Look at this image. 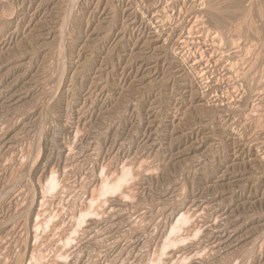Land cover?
<instances>
[{
  "label": "bare ground",
  "instance_id": "obj_1",
  "mask_svg": "<svg viewBox=\"0 0 264 264\" xmlns=\"http://www.w3.org/2000/svg\"><path fill=\"white\" fill-rule=\"evenodd\" d=\"M14 1V0H13ZM12 1V2H13ZM24 1V0H23ZM35 0H33V2H34ZM101 1V0H100ZM99 1V2H100ZM103 1V0H102ZM110 1H115V0H110ZM109 1V2H110ZM123 1H129V2H123ZM171 1V2H170ZM183 1H185V0H183ZM191 2V4L193 3V4H196L197 2H198V4H196V5H193L192 6V9H190L189 8V11H188V9H187V11H188V13L190 12V14H188V15H194L195 16V19H194V21H193V23L192 22H190V21H184L183 23H182V30H187L185 33H186V35H185V33L184 34H178L177 36H176V45H178V43H179V45H185V44H187L188 42H189V40L193 43V45L194 44H196V45H198V43L200 42L201 43V37L203 36V32H206V33H208V35L211 37V43H212V45L214 46L213 47V49L215 48V47H218L220 44H222L223 45V43H221V42H223V41H226V43H227V48H228V50H230L231 52H230V54L227 56L228 58L226 59V60H228V62H227V64H226V69H225V71H227V76H229V77H231L232 75L231 74H237V76L239 77V79L241 80V82L244 84V86H245V88H246V90H247V95L245 96L244 95V97L242 98V96H240L239 98H242L241 100L237 97V96H235V95H232L231 93H233V92H231V93H229L228 94V97H223V95H219V94H217V91H215L214 90V88L211 86V83H210V80H209V82H208V78H209V76H208V71H207V69H210V67H202V61H205V60H202L201 61V59H197V60H195V62L194 63H191V65H188L187 63H186V61H184V60H180V59H177V58H173L172 57V59H175V61L174 60H171V61H173V63L176 65L175 67H176V69H177V71L180 73V74H177L178 75V77L176 78V76L174 75V74H171L172 76L174 75L175 76V80H173L174 82L173 83H171V84H173V85H171V84H169L170 82L169 81H165V79H164V77L166 76H164V77H162V74H160L159 73V70H158V63H161V59L159 60L158 59V57L157 58H154V59H152L153 57H154V55L152 54L153 52L155 53V52H157V53H160V55H161V51L160 50H162L164 47L162 46V45H160V46H158L157 44H158V36H157V33L159 32V31H157L158 29L157 28H159V26L158 27H155L154 28V26H153V28H154V32H149V34H147V39H145V38H143V42L140 44V45H137L138 47H137V51L135 52V54L134 55H136V57L134 58V57H132V61H130L129 62V60L128 61H125V59H124V61H125V65L124 66H122V68L120 69L121 71L120 72H122L128 79H129V85L128 86H126V92H127V90L130 92V91H132V92H136V93H141V91L142 90H144V89H152V91H153V94L154 95H152V93H151V95L153 96V99H151V101L153 100V102L149 105V107H147L146 109L144 108V110L143 109H141L142 108V104H143V102H142V99H143V96H142V99L139 97V98H136L137 100V104H139V105H137V106H129L130 105V103H128L129 105L127 106L128 108H129V110H131V112L136 116V119L134 120V122H133V128H131V127H128L129 128V131L131 130V129H134V130H136V131H143V133H142V138H141V146H142V148L144 149V151L146 152V153H149V152H154L153 153V155L154 154H156L157 152L159 153V150L161 149V148H163V147H166L168 150H169V152H170V158H173L172 159V161H171V163L172 164H174V165H172L173 166V168L175 167V169H176V167L177 166H175V164H177V163H179V162H181V161H183V162H186V161H184V160H187L189 157H188V155H190V157L193 155V153H195V152H201V153H198V154H201L203 157H206V158H209V156L211 157V155H212V157H213V154L215 155V148H220V149H222V150H225L226 149V151L228 150V148H229V152H231V153H227L225 156H221V158H218L217 159V157L215 156V158L217 159V160H215V158H212L213 160L211 161V162H206L205 161V159L203 160V161H201L199 158L200 157H202L201 155H200V157H199V155H197V157H199L198 159L201 161V162H198L197 163V157H196V155L194 154L191 158L192 159H194L193 157L195 156V160H196V164H194L195 163V160H194V166L192 167V168H190L191 170H192V176H193V178H195L196 180H195V183H196V181H198L199 183H197V184H200V187L202 188L203 186H204V190H206V191H208L207 193H211V192H214L213 193V197L211 198L210 197V199H206L205 197H203L202 196V192H198L197 194L195 193V195L194 196H190V198L188 199V201H187V199H186V201H184V202H180L181 201V199H180V203L178 202V203H176L177 202V198H179V196H181V195H179L180 193H181V191L183 190V189H181V191H179L180 190V186L181 185H184V184H181V185H174V187H172V192H170V193H172L171 195H170V197H175L176 196V193H178V191L180 192V193H178L177 195H178V197L177 198H175V200H176V202L175 201H170L172 204H173V206L171 205V203L170 202H168L169 203V206L171 205L172 207L168 210V208H169V206L167 205L166 206V208H160L161 209V215H165V221H164V223L162 224V226H160V225H155V226H153V224L151 225V228L149 227V228H147L146 226V228L147 229H142L143 227H140V228H138L137 227V225H135L133 222L134 221H132V219H134V218H132L131 219V217L129 216V214H126L128 211H134L136 208V206L134 205V203H133V205H134V208H133V210L131 209L130 210V208H129V206L131 207V205H129L128 203H127V201L128 200H130L129 198H134V200L135 201H137V199H135V194H134V192H137L138 190H136L135 191V184H133L132 185V187L131 186H129V185H127V186H129V187H127L126 186V184H128V181L130 180H132L134 177H140V176H142V178H144V179H146V181L145 182H149L150 180H151V176H146L145 177V175L142 173V171L141 172H139V167H141V169H144V168H142L143 167V164H145V165H147V164H149L150 163V165H151V161L152 162H154L156 159L153 157V156H151V158H154L155 160L153 161L152 159H151V161L148 159V161H149V163H145L146 161V156H148V154L146 155V156H142L143 155V153H141V154H137L136 153V151H134V153H133V155L134 156H132L131 158H130V161H125V162H122V164H121V166L120 167H118L117 165H115V166H117V167H113L114 166V164L112 165V168H114V169H110L109 167H110V165L108 166L107 164H105V166L103 167L102 166V168H104L105 169V172L103 171L104 169H102V171H101V175L100 174H98L97 176H95V175H93V176H95L94 178H93V180H92V178H91V180H92V182H90L91 184H89L90 186L88 187V186H86V189H85V187H83L84 189V193L83 194H81L80 196H82L83 195V197H82V200H83V202L82 201H79L78 199V201L79 202H81L82 204H80V205H78L79 206V208H78V210L75 212V209H74V211L73 210H71V211H73L71 214L69 213V216H70V220L72 219L73 220V224L74 225H72V226H70L71 224H69V222H68V224H69V226L70 227H72V228H70V227H68V228H64V223H67L66 222V220L68 219V218H63L64 220H62V217L60 218V207H57V209H59V211L55 208L56 207V202H58V201H61V200H59V198L61 197V195H62V193L60 194V193H57V192H55L56 194H59L60 195V197H56V195L54 194V196H52V193L51 192H53V191H56L57 189L59 190V191H63V189H65L64 187H66V186H64L63 184H65V183H63V179H65V174H63V171L65 170V168L66 167H64L63 165H62V167H64V168H61V166H58V167H54V164L56 163H54L53 164V166H52V157L51 156H53V154H51L50 155V157L51 158H47V160H45L44 162V170H40L41 172H42V174H40L39 175V179L36 181V183H35V186H34V192L32 193V197H31V199L29 200L30 202H29V204L27 205L28 207H26V209H24V210H18L16 207V205H17V203H18V201H15V199L13 198V203H12V206L11 207H13V208H15L14 210H13V214H11V213H9V214H11V217L12 218H10V219H14L15 220V222H11L12 220H0V240H4V237H6V239H7V237H9L10 235L12 236V234L14 235V231H15V229L17 230L18 229V231H19V228H17V226L18 227H20L21 226V228H24V230H25V233H23V234H25V236H24V238H22V240H23V242L21 243V244H19V241H18V239H17V241H18V244H17V246H16V240H15V242H13L14 244H15V249H17L18 247L20 248V247H22L21 249H23V251L24 252H22L23 253V255H21L20 257H19V255H18V258L15 260L14 259V261H12V263L11 262H9V258H8V256L6 255V256H4V254H6L5 252L7 251V253H9L8 252V250H9V248L11 247H8V246H3V247H7V249H6V251L4 252V254L2 255V256H4V257H7L8 258V260H6V261H8V263H10V264H25L26 262H33V261H39V259H43V254H44V252L40 249V247L41 246H43L44 247V245H48V246H46V247H51L52 245H54L53 244V240H56L55 238H54V235L57 233V238H58V241L59 242H62V246H63V248H61V250L59 251V252H55V254H53L54 252L53 251H55V249H57V251H58V248H56V246H54V247H52V248H55L54 250H52V254H53V257L54 258H52V255L50 256V258L49 259H52V262L51 261H48V260H46V262H50L51 264H67V262L65 263L64 261H62V260H64V259H67L68 257H69V255H70V257L72 258V261L71 262H69L68 264H84V261H83V256H82V258L78 255L79 254V252L78 253H76L75 252V254L74 253H72V249L74 248L71 244H72V242H75V243H78L77 242V238H79V236H77V238L75 239V237H76V235H81L82 236V238H79V243L81 242L80 240H82V244H83V246L82 247H85V248H89V249H93V251L95 250V253L93 254L94 255V257H97V255L96 254H98L99 255V250H101L102 249V245H100V244H103L104 242H106V245L108 246L109 244H107V241H111V243H110V245H109V248H110V250L112 251V252H114V256L116 255L117 256V259L118 258H123V251L124 250H126V247H125V249L123 250V244H124V241H123V243H121V242H119V240H121L122 238H120V239H118V238H115L116 236V233H118V230L119 229H121V228H123V229H121V231L122 230H124L123 232L124 233H126V235L128 234V237L129 238H131V244L128 246V245H126V246H128V248H130V250H131V252L133 253V254H130L131 255V257H132V255H133V260H135L136 261V264H159L161 261H163V260H161L162 258L164 259V257L163 256H161L162 254H163V251H165V250H167L168 248H170L171 247V249H168V251L167 252H164V255H165V259H164V261L163 262H161V263H163V264H175L176 262L178 263L179 261H184V260H186V259H188V260H190V261H187V262H189L190 264H201L199 261H198V259L200 258L202 261L204 260V259H202L200 256L202 255V254H205V253H213V254H216V255H220V258H226V259H224V260H222L221 259V263H223L222 261H224V264H225V261L227 262V264H264V251H263V248H264V214L262 213V212H264L263 210V208H264V3L262 4L261 2H259L258 0H187V2ZM8 2H9V0H0V62H1V64L3 63L4 65H2V66H0V107H1V105H3V104H7V105H5V106H9L10 107V110L12 109L14 112H12V110H11V113L10 114H12L13 113V116H15L16 118H18V116H16L18 113L17 112H15V110L17 111L20 107H22L23 105H26L27 103H31V101L32 100H34V98H35V96H36V94L38 93H35V90H37V88H39V86H40V76H39V74L37 73V72H35L33 69H32V67L29 65V62H30V59L28 58V60L26 61V58H21V56H19V55H22V54H16V56H19V58H17V57H14V54H13V50L11 51V48L9 47V44L11 43L10 41H9V44L8 43H6V40H7V38L6 37H9V36H13V35H16V37H17V35L19 34V31H18V27H17V25H16V23H15V25H14V22L13 21H11V20H9V19H7V17H5L4 16V14L2 15V10H3V7L7 4V7H6V10H7V8L9 9V7H8V5L10 6L11 4H14V2L13 3H10L11 2V0H10V4H8ZM16 2V1H15ZM18 2V1H17ZM25 2V1H24ZM81 2H83V0H36V2L34 3V6H35V8H34V10H33V12L32 13H30L29 15H27L28 17H29V19H28V21L26 22L27 23V33H28V35L25 37L24 36V38H25V40H26V38L27 37H29V39L28 40H30V38H31V41H32V37H34L35 39L38 37V39L40 40L41 39V36L44 38L43 39V41L44 42H40L41 44L42 43H44L45 45H48V48L50 47V45H55L56 47H57V49H56V51H55V54H57L56 56H58L57 58L58 59H63V57L61 56L63 53H62V50H63V43H64V35H66L65 34V30H66V26L69 24V23H72L73 24V29L75 28V30H76V34H78L79 32L80 33H84V35H83V37H81V38H79L80 40L78 41V44H80V43H83L82 45H81V48H83V49H85V51L86 52H88L89 54H86V56L84 57L83 55V62H81L80 64H79V66H77V67H81L82 68V71H84V72H86L87 70H88V68H89V71H90V69L91 68H93V67H91L92 65H91V63H92V61H93V56L94 55H96V58H98L97 56V54H99V56L100 55H102L101 56V58H100V60H99V65L96 67V68H93L92 70V73L93 74H97V75H95V77L97 76L98 77V75H102V74H104V72H106V74H107V71L110 69H107V71H106V65H107V61L109 60V55H110V51H108V50H106L105 52H103V47L105 46V45H107V43L109 42V40H113V37H114V35H116L115 33L112 35L111 33H112V30L113 29H115V27H114V25L116 26V25H119V24H115V17L117 18V16H118V14H116V12H118V11H115L114 10V8H110V10H111V12L110 13H108L107 15H109L110 14V16H112V17H109V19H107L108 17L107 16H104V18H103V20L105 21L106 19L108 20L107 22V24H108V26H107V31L106 30H104V33H102V29H99L98 27H96V26H94L93 25V23H95V22H92V24H91V21H89V22H87L88 20H85V29L84 30H82L81 28H82V23H81V21H83L84 19V17L83 16H81L80 15V12H77V11H79V10H77L76 11V9H77V7L79 6V5H83V6H81V7H83V10L85 11V9H87L88 8V6H90L89 4H91V2L89 3V4H87L86 2L87 1H84L83 3H81ZM88 2H89V0H88ZM98 2V4L96 3L95 4V6H94V8H93V11L96 13L97 12V9H99L98 7H101V6H98V5H101L102 3H99ZM106 2V1H105ZM117 2H120V3H123L124 4V6H123V8H124V10H126V11H128L129 12V16H130V18H128V20H131L130 22H132V24H136V23H139V18H138V15H151V16H153V15H164L165 14V11L166 10H164V12H163V10H161V7H160V4H161V2H168V3H171V4H173V6L172 7H174V4H178V2H180V1H178V0H118ZM186 2V1H185ZM245 2H247L248 4H247V6L245 5ZM263 2V1H262ZM23 3V2H22ZM85 3L87 4V5H85ZM16 4V3H15ZM14 4V5H15ZM21 4V3H20ZM24 4V3H23ZM113 4H114V2H113ZM113 4H112V7H114L113 6ZM118 4V3H117ZM187 4V3H186ZM13 5V6H14ZM16 5H18V4H16ZM15 5V6H16ZM31 5H33V4H31ZM110 5H111V2H110ZM110 5H109V7H110ZM119 5V4H118ZM117 5V6H118ZM164 5V4H163ZM183 5H184V2H183ZM12 6V5H11ZM10 6V8L12 9L13 8V6L11 7ZM18 6H20V5H18ZM28 6H30V5H28ZM77 6V7H76ZM106 6V5H105ZM104 6V7H105ZM186 6V5H185ZM189 6V5H188ZM80 7V6H79ZM80 7V8H81ZM104 7H103V9H104ZM107 7H108V5H107ZM116 7V6H115ZM119 7V6H118ZM117 7V8H118ZM167 7H168V5H167ZM176 7H177V5H176ZM175 7V8H176ZM191 7V6H190ZM15 8V7H14ZM13 8V9H14ZM20 8V7H19ZM29 8V7H28ZM28 8H27V11H28ZM116 8V9H117ZM180 8V7H179ZM184 8V7H183ZM187 8V7H186ZM11 9H9V10H11ZM13 9H12V11H13ZM17 9V8H16ZM22 9H23V7H22ZM79 9V8H78ZM101 10V11H99V13L100 14H102V13H105V11L104 10ZM119 9V8H118ZM162 9H163V6H162ZM170 9H171V7H170ZM177 9V8H176ZM181 9V11H182V8H180ZM106 10V9H105ZM169 10V9H168ZM4 11H5V9H4ZM12 11H9L10 13H12ZM14 11H16V10H14ZM43 11H46V12H44L43 13ZM81 11V10H80ZM88 11V10H87ZM87 11H85V12H87ZM180 11V10H179ZM9 12H8V15H9ZM25 12V11H24ZM83 12V11H82ZM81 12V13H82ZM92 11L90 10V13H91ZM128 12H127V14H128ZM172 12H173V8H172ZM176 12H177V10H176ZM176 12H174V13H176ZM186 12V11H185ZM13 13H15V12H13ZM16 13H17V11H16ZM19 13V12H18ZM43 13V14H42ZM107 13V12H106ZM123 13V12H122ZM124 13H125V11H124ZM124 13H123V15H124ZM164 13V14H163ZM173 13V14H174ZM181 13V12H180ZM28 14V13H27ZM169 14V13H168ZM172 14V15H173ZM177 14V13H176ZM44 16L43 17V19H42V17L40 18H38V16ZM92 15H94V14H92ZM91 14H90V17L92 16ZM97 15V14H96ZM104 15V14H103ZM102 15V16H103ZM116 15V16H115ZM120 15V14H119ZM122 15V16H123ZM170 15V14H169ZM175 15V14H174ZM185 15H187V14H185ZM184 15V16H185ZM10 16V15H9ZM8 16V17H9ZM15 16V15H14ZM100 16V15H99ZM179 16V15H178ZM182 16V15H181ZM11 17H12V15H11ZM24 17H26V15L24 16ZM83 17V18H82ZM89 17V16H88ZM87 17V18H88ZM96 17V16H95ZM119 17V16H118ZM124 17V16H123ZM141 17V16H140ZM158 17V16H157ZM162 17H166L165 15L164 16H162ZM161 17V18H162ZM185 17H187V16H185ZM10 18V17H9ZM17 18V17H16ZM19 18V17H18ZM94 18V17H93ZM100 18V17H99ZM180 18V17H179ZM184 18V17H183ZM25 19V18H24ZM23 19V20H24ZM42 19V20H41ZM121 19V18H120ZM119 19V20H120ZM142 19V18H141ZM159 19V18H158ZM168 19H169V17H168ZM178 19V18H177ZM182 19V18H181ZM203 19H205V21H203ZM19 20H20V18H19ZM26 20V19H25ZM90 20V19H89ZM93 20V19H92ZM94 20H96V19H94ZM118 20V19H117ZM125 20V19H124ZM123 20V21H124ZM127 20V21H128ZM162 20H163V18H162ZM170 20V19H169ZM179 20V19H178ZM184 20V19H183ZM189 20V19H188ZM15 21V20H14ZM103 21V22H104ZM122 21V22H123ZM144 21V20H143ZM151 21V20H150ZM153 21H154V19H153ZM164 21H165V19H164ZM164 21H162V22H164ZM46 22H48V23H50L51 25H52V27L50 26H48V28L46 27ZM87 22V23H86ZM102 22V23H103ZM158 23H159V21H157ZM166 22H168V21H166ZM165 22V23H166ZM179 22H181V21H179ZM208 24V26L210 27V28H206V27H204V25L203 24ZM48 23H47V25H48ZM90 23V24H89ZM101 23V24H102ZM106 23V22H105ZM120 23V22H119ZM141 24H143L142 23V21L140 22ZM170 23V22H169ZM99 24V23H98ZM128 24V23H127ZM146 24V23H145ZM153 24H154V22H153ZM152 24V25H153ZM176 24H178V22L176 23ZM20 24L18 23V26H19ZM21 25H22V23H21ZM126 25V24H125ZM130 25V24H129ZM129 25H127V26H129ZM151 25V26H152ZM157 25V24H156ZM155 25V26H156ZM160 25V24H159ZM69 26V25H68ZM98 26H100V25H98ZM131 26V25H130ZM134 26V25H133ZM138 26V25H137ZM139 26H141V25H139ZM149 26V25H148ZM165 26V25H164ZM180 26V25H179ZM178 26V27H179ZM20 27H22V26H20ZM24 27V26H23ZM45 27L47 28V29H45ZM104 27V26H103ZM123 27H125L126 28V26H124V23H123ZM144 27H146V26H144ZM161 27V26H160ZM174 27H176V29H179V28H177V25H175ZM50 28V29H49ZM69 28V27H68ZM100 28H101V26H100ZM119 28V27H118ZM121 28H122V26H121ZM141 28H142V26H141ZM168 28V27H167ZM181 28V27H180ZM72 29V28H71ZM105 29V28H104ZM129 29V28H128ZM127 29V30H128ZM131 29V28H130ZM138 29V28H137ZM160 29V28H159ZM165 29V28H164ZM173 29V28H172ZM74 30V31H75ZM122 30H124V29H122ZM122 30H120V31H122ZM142 30V29H141ZM145 30V29H144ZM143 30V31H144ZM148 30H150V29H148ZM166 30V29H165ZM175 30V29H174ZM173 30V31H174ZM181 30V29H180ZM21 31V30H20ZM24 31V30H23ZM71 31H73V30H71ZM73 31V32H74ZM114 31V30H113ZM116 31V30H115ZM119 31V30H118ZM126 31V30H125ZM133 31V30H132ZM142 31V32H143ZM164 31V30H163ZM70 31H68V33H69ZM78 32V33H77ZM123 32V31H122ZM128 32H130L129 30H128ZM141 32V31H140ZM145 32V31H144ZM143 32V33H144ZM175 32H176V30H175ZM183 32V31H182ZM26 33V34H27ZM72 32H70V34H71ZM79 33V34H80ZM85 33L87 34L86 36H85ZM117 33V32H116ZM121 33V32H120ZM132 34H133V32H131ZM143 33H142V35H143ZM161 33V32H160ZM159 33V34H160ZM163 33V32H162ZM165 33V32H164ZM23 34V33H22ZM21 34V35H22ZM39 34V35H38ZM75 34V33H74ZM78 34V36H80ZM124 34H125V32H124ZM123 34V35H124ZM202 34V36H200ZM72 35V34H71ZM70 35V36H71ZM112 35V36H111ZM119 35V34H118ZM117 35V36H118ZM126 35V34H125ZM125 35H124V37H125ZM134 35V34H133ZM167 35V34H166ZM207 35V34H206ZM19 36V35H18ZM39 36H40V38H39ZM73 37H74V35H72ZM76 36V35H75ZM85 36V37H84ZM116 36V37H117ZM121 36H122V34H121ZM129 36H130V34H129ZM144 36V35H143ZM143 36H140L139 38H141V37H143ZM87 37V38H86ZM119 37H120V35H119ZM124 37H122V38H124ZM132 37V36H131ZM146 37V36H145ZM206 37V36H205ZM12 37H10V39H11ZM21 38V37H20ZM23 38V39H24ZM66 38V37H65ZM86 38V39H85ZM122 38L120 37V38H115L114 40H115V43H114V47L115 48H119V50L120 49H123L122 51H124L125 50V46H127V44L126 45H124V42H122L123 40H122ZM130 38V37H129ZM135 38V37H134ZM139 38H138V40H139ZM161 38H162V34H161ZM169 38V37H168ZM17 38H15V40H16ZM22 39V38H21ZM69 39H70V37H69ZM73 40L72 41H75L74 40V38H72ZM78 39V38H77ZM136 39V38H135ZM166 39V38H165ZM165 39H163L164 41V43H165ZM207 38H205V40H206ZM209 39V38H208ZM242 39L244 40V42L242 41ZM15 40H12V41H15ZM25 40H23L22 42H24ZM126 40V39H125ZM133 40V39H132ZM137 40V39H136ZM135 40V41H136ZM167 40V39H166ZM170 40V39H169ZM168 40V41H169ZM34 41V40H33ZM42 41V40H41ZM67 41H68V39H67ZM71 41V40H70ZM69 41V42H70ZM129 41V40H128ZM134 41V40H133ZM167 41V42H168ZM8 42V41H7ZM15 42H19V41H15ZM22 42H21V44H22ZM68 42V43H69ZM92 43L91 45H89L88 43ZM137 42V41H136ZM135 42V44H137ZM173 42V41H172ZM17 43H15V44H17ZM27 43H28V41H27ZM32 43V42H31ZM35 43V42H34ZM66 43V42H65ZM67 43V44H68ZM71 43V42H70ZM73 43V42H72ZM72 43H71V45H72ZM76 43H77V41H76ZM86 43V44H85ZM170 43H171V41H170ZM12 44V43H11ZM24 44H26V43H24ZM38 44V43H37ZM44 44H43V46H44ZM130 44H132V41H131V43ZM161 44V43H160ZM167 44V43H166ZM165 44V46H167ZM189 44H190V42H189ZM188 44V45H189ZM204 44H206V42L204 43ZM203 44V45H204ZM257 44H259V46L257 47L256 45ZM18 45H19V43H18ZM28 45V44H27ZM27 45H24L25 47L27 46ZM30 45V44H29ZM28 45V46H29ZM133 45V44H132ZM131 45V46H132ZM173 45V44H172ZM202 45V44H201ZM207 45V44H206ZM209 45V44H208ZM211 45V46H212ZM11 46V45H10ZM22 46V45H21ZM32 46V45H31ZM38 45H34V47H37ZM39 46H40V44H39ZM42 46V47H43ZM67 46V45H66ZM175 46V45H174ZM187 46V45H186ZM190 46V45H189ZM205 46V45H204ZM33 47V46H32ZM54 47V46H53ZM52 46L50 47V48H52V49H54ZM72 47H74V46H72ZM71 46H70V48L69 47H66L67 49H71L72 48ZM78 47V46H77ZM114 47H110V45H109V48H111V49H113ZM134 47V46H133ZM193 47V46H192ZM192 47H189V48H192ZM199 47V46H198ZM208 47V46H207ZM221 47V46H220ZM225 47V46H224ZM27 48V47H26ZM31 48V47H30ZM30 48H27V49H30ZM39 48V47H38ZM40 48H41V46H40ZM39 48V49H40ZM48 48H46V49H48ZM88 48H89V50H88ZM105 48V47H104ZM130 48V47H129ZM128 48V49H129ZM169 48V47H168ZM186 49L188 48V46L187 47H185ZM188 48V49H189ZM200 48H201V46H200ZM210 48V47H209ZM226 48V47H225ZM33 49V48H32ZM31 49V50H32ZM35 49H37V48H35ZM39 49H37L38 51H39ZM42 49V48H41ZM40 49V50H41ZM43 49H45V48H43ZM106 49V48H105ZM132 49V51H134L133 50V48H131ZM165 49H167V47L165 48ZM171 49V48H170ZM198 49V48H197ZM207 49V48H206ZM206 49H204L205 51H206ZM216 49V48H215ZM218 49H219V47H218ZM221 49V51H224L225 52V49H223V47H221L220 48ZM219 49V50H220ZM34 50V49H33ZM49 50V49H48ZM79 50V49H78ZM113 50H115V49H113ZM181 50H184V48L183 49H181ZM190 50H192V49H190ZM189 50V51H190ZM194 50V49H193ZM198 50H200V49H198ZM203 50V51H204ZM208 50L209 49H207V53H208ZM217 50V49H216ZM215 50V51H216ZM36 51V50H35ZM43 51V50H42ZM50 51V50H49ZM52 51V50H51ZM64 51V50H63ZM71 51H72V49H71ZM70 51V52H71ZM118 51V50H117ZM127 51V50H126ZM125 51V52H126ZM131 50H130V53L132 52ZM152 51V52H151ZM185 51V50H184ZM221 51H220V53H221ZM31 52V51H30ZM54 51H52V53H53ZM79 52V51H78ZM82 52V51H81ZM114 52V51H113ZM113 52L111 51V55H113ZM116 52V51H115ZM114 52V53H115ZM120 52H121V50H120ZM119 52V53H120ZM173 52V51H172ZM177 52V51H176ZM210 52V51H209ZM212 52H213V50H212ZM223 52V53H224ZM52 53H50V52H48V54H51L52 55ZM77 53V52H76ZM76 53H75V55H76ZM123 53V52H122ZM121 53V54H122ZM185 53V52H184ZM200 53V52H199ZM204 53V52H203ZM218 53H219V51H218ZM229 52H227V54H228ZM28 54V53H27ZM30 54H33V51L30 53ZM47 54V53H46ZM55 54H54V56H55ZM80 54V53H79ZM82 54V53H81ZM125 54V53H124ZM123 54V55H124ZM133 54V53H132ZM132 54H130L131 56H133ZM183 54V53H182ZM188 54H190L189 52H188ZM197 54H198V52H197ZM197 54H195V55H197ZM201 54V53H200ZM198 55V56H201V55ZM206 54V53H205ZM212 54H214V53H212ZM11 55H13V57H11ZM45 56V53L44 54H42V56ZM67 55H68V53H67ZM74 55V54H73ZM120 55V54H119ZM123 55H121V56H123ZM151 55H153V57H151ZM163 56H164V54H162ZM161 55V56H162ZM180 55V54H179ZM192 55H193V53H192ZM210 55V54H209ZM215 55V54H214ZM213 55V56H214ZM220 55V54H219ZM223 55V54H222ZM23 56V55H22ZM79 56V55H78ZM81 56V57H82ZM116 56H117V54H116ZM130 56V57H131ZM160 56V57H161ZM163 56H162V58H163ZM206 56H208L207 54H206ZM224 56H225V54H224ZM25 57V56H24ZM39 57H41L40 55H39ZM47 57V56H46ZM46 57H45V59H46ZM73 57V56H72ZM80 57V56H79ZM79 57H77V58H79ZM112 58H114L113 56H111ZM127 57V56H126ZM125 57V58H126ZM159 57V58H160ZM184 57H186V56H184ZM196 57V56H195ZM216 57V56H215ZM220 57H221V55H220ZM44 58V57H43ZM52 58H54V57H52ZM52 58H51V61H53L52 60ZM56 58V61L58 62H60V61H62V59L61 60H58ZM116 58V57H115ZM114 58V59H115ZM118 58V57H117ZM164 58L167 60V63H168V59L170 58L169 56H168V54L167 53H165V56H164ZM207 58V57H206ZM210 58V57H209ZM218 58H219V56H218ZM217 58V59H218ZM226 58V57H225ZM33 59V58H32ZM44 59V60H45ZM49 61H50V56H49ZM70 59V58H69ZM121 59H123V58H121ZM129 59H131V58H129ZM189 59V58H188ZM208 59V58H207ZM211 59V58H210ZM216 59V60H217ZM221 59V58H220ZM222 59H224V58H222ZM42 60V59H41ZM78 60H80V59H78ZM95 60V59H94ZM97 60V59H96ZM110 60H111V58H110ZM116 60V59H115ZM114 60V61H115ZM163 60V59H162ZM165 60V61H166ZM214 60V59H213ZM225 60V59H224ZM222 61V60H220V62L222 63V62H225V61ZM37 61V60H36ZM48 61V60H47ZM64 61H67V60H64ZM70 61V60H69ZM118 61L120 62L121 60H119L118 59ZM160 61V62H159ZM209 61V60H208ZM218 61V60H217ZM76 62H78V61H76ZM111 63L113 62L112 60L110 61ZM109 62V63H110ZM189 62H191V61H189ZM193 62V61H192ZM220 62H219V64H220ZM31 63H33V61L31 62ZM30 63V64H31ZM47 63H49V62H47ZM62 63L64 64V62L62 61ZM61 62H60V64H62ZM79 63V62H78ZM84 63V64H83ZM89 63H90V65H89ZM165 63V62H164ZM163 63V64H164ZM218 63V62H217ZM51 64V63H50ZM54 64V63H53ZM57 64V63H56ZM59 64V63H58ZM73 64V63H72ZM75 64V66L77 65V63H74ZM113 64V63H112ZM117 64V63H116ZM123 64V63H122ZM162 64V65H163ZM170 64V63H169ZM168 64V65H169ZM173 64V65H174ZM208 64V63H207ZM216 64V63H215ZM219 64H218V66H219ZM47 65H49V64H47ZM85 65V66H84ZM94 65V64H93ZM97 65V64H96ZM95 65V66H96ZM121 65V64H120ZM119 65V66H120ZM167 65V66H168ZM209 65V64H208ZM223 65V64H222ZM46 66V65H45ZM67 66V65H66ZM71 66V65H70ZM69 66V67H70ZM84 66V67H83ZM112 66V65H111ZM110 66V67H111ZM114 66V65H113ZM160 66H161V64H160ZM166 66V67H167ZM206 66V65H205ZM213 66H215V65H213ZM63 67V66H62ZM163 67H164V65H163ZM162 67V68H163ZM169 67H170V65H169ZM172 67V66H171ZM35 68V67H34ZM50 67H48L47 69H49ZM53 68H55V66H53ZM52 68V69H53ZM64 68H66V67H64ZM112 68V67H111ZM115 68V67H114ZM114 68H112V71H114ZM39 69H41L40 68V65H39ZM51 69V68H50ZM51 69V70H52ZM57 69V68H56ZM56 69H54V71L56 70ZM62 69V68H61ZM74 69V68H73ZM171 69V68H170ZM41 70H43V69H41ZM59 70V69H58ZM63 70L64 69H62V73H63ZM78 70V72H79V69H75V71H74V73L76 72ZM105 70V71H104ZM166 70V69H165ZM174 70V69H173ZM53 71V72H54ZM66 71V70H65ZM64 71V72H65ZM112 71H110L109 70V73L108 74H110ZM38 72H39V70H38ZM41 72V71H40ZM51 73L50 72V74H53L54 75V73ZM60 72V71H59ZM58 72V73H59ZM72 72V71H71ZM163 72V74H164V72L166 73V71H162ZM168 72V71H167ZM173 72V71H172ZM175 72V71H174ZM73 73V74H74ZM115 73V75H116V72H114ZM119 73V72H118ZM182 73V74H181ZM189 73H192V74H189ZM55 74H56V72H55ZM73 74H72V76H73ZM86 74H87V72H86ZM90 74H91V72H90ZM212 74V73H211ZM43 75V74H42ZM46 75V74H45ZM52 75V76H53ZM78 75V74H77ZM84 75V74H83ZM88 75V74H87ZM112 75V74H111ZM110 75V76H111ZM119 75V74H118ZM122 75V74H121ZM168 75V74H167ZM226 75V74H225ZM231 75V76H230ZM46 76H48V75H46ZM50 76V75H49ZM55 76V75H54ZM62 76V75H61ZM74 76H75V74H74ZM74 76L72 77V78H70L71 79V81L73 80L74 81ZM80 76V75H79ZM86 76V75H85ZM90 76H93V75H90ZM89 76V77H90ZM106 76V75H105ZM108 76V75H107ZM106 76V77H107ZM112 76H114V75H112ZM208 76V77H207ZM223 76V75H222ZM236 76V77H237ZM44 77V76H43ZM59 77H60V75H59ZM76 78L78 77V76H75ZM109 77V76H108ZM107 77V78H108ZM123 77V76H122ZM232 77H234V76H232ZM50 77H48L47 79H49ZM55 79H56V77H54ZM58 78V77H57ZM60 78H62V77H60ZM59 78V79H60ZM75 78V79H76ZM84 78H86L87 79V77H84ZM93 78V77H92ZM170 78V77H169ZM228 78V77H227ZM44 79V81H46L45 80V77L43 78ZM53 78L51 77L50 79H49V82L51 83L52 82V85H53V83H55L54 81H51ZM54 79V80H55ZM81 79H83V78H81ZM90 79V78H89ZM93 79H95V78H93ZM99 79H101V78H99ZM109 79V78H108ZM113 79H115V78H113ZM117 79H120V77L119 78H117ZM124 79V78H123ZM210 79V78H209ZM230 79V78H229ZM228 79V80H229ZM90 80H92V79H90ZM89 80V81H90ZM103 80V79H102ZM101 80V81H102ZM111 80V79H110ZM211 80L213 81V79L211 78ZM43 81V80H42ZM55 81H57V79L55 80ZM85 81V80H84ZM98 81H100V80H98ZM101 81H100V83L99 84H97L96 83V87H94L93 89H97V90H101V92L102 91H104V85L101 83ZM114 82H115V80H113ZM120 81V80H119ZM122 81V80H121ZM126 81V80H125ZM125 81H123V82H125ZM154 81H156V82H154ZM237 81V80H236ZM48 82V81H47ZM48 82V83H49ZM59 82H60V80H59ZM77 82V81H76ZM86 82V81H85ZM95 83L96 81L94 80V81H92V83ZM108 82V81H107ZM113 82V83H114ZM48 83H47V86H49L48 85ZM74 83H75V81H74ZM80 83H82V81L80 82ZM104 83V82H103ZM112 83V82H111ZM110 83V84H111ZM112 83V84H113ZM117 83V82H116ZM154 83L156 84V85H158L157 87L158 88H156V89H154ZM61 84V83H60ZM71 84H73V83H70V85ZM83 84V83H82ZM119 85H120V87H121V84H120V82L118 83ZM123 84V83H122ZM51 85V84H50ZM55 85V84H54ZM53 85V86H54ZM57 85V84H56ZM69 85V84H68ZM78 85V84H77ZM84 85H86V84H84ZM91 85H93V84H91ZM237 85V84H236ZM74 86H76V85H74ZM78 86H83V85H78ZM108 86V85H107ZM111 87H113V85H110ZM122 86H124V85H122ZM169 86H172V89H171V91L173 92L170 96L168 95L167 96V93H168V89H169ZM202 86H204V91L202 92L201 91V89H202ZM230 86V85H229ZM51 87V86H50ZM58 87V86H57ZM56 87V88H57ZM63 87V86H62ZM68 87V86H67ZM87 87V86H86ZM92 87V86H91ZM91 87H89V88H91ZM116 87V86H115ZM220 87V86H219ZM224 87V86H223ZM235 87V86H234ZM46 88H48V87H46ZM55 87H54V89H56ZM59 88V87H58ZM75 87H73V89H74ZM109 88V87H108ZM41 89V88H40ZM51 89V88H50ZM77 89H79L78 87H77ZM84 89V88H83ZM87 89V88H86ZM121 89H122V91H123V88L121 87ZM120 89V90H121ZM149 89V90H150ZM67 90V89H66ZM75 90V89H74ZM108 90V89H107ZM124 90H125V88H124ZM148 90V91H149ZM233 90V89H232ZM238 90V89H237ZM242 90V89H241ZM42 91V90H41ZM44 91V90H43ZM52 91H54V90H52ZM63 91H65V90H63ZM95 91V90H94ZM93 91V92H94ZM113 91V90H112ZM120 92V93H117V95H118V98H122L124 95H125V97H126V95H127V93L126 94H124L123 95V92ZM145 91V90H144ZM167 91V93L165 94V92ZM177 91H180V95L178 96L177 95V97H176V95L175 94H178V92ZM196 91H200L199 92V94H198V96H197V93H196ZM234 91V90H233ZM49 92V91H48ZM76 92V91H75ZM81 92H82V89H81ZM84 92V91H83ZM87 92V91H86ZM88 92H89V90H88ZM91 92H92V90H91ZM90 92V93H91ZM105 92V91H104ZM111 92V91H110ZM114 92H115V90H114ZM118 92V91H117ZM128 92V93H129ZM143 92V91H142ZM235 92V91H234ZM244 92V91H243ZM45 93V92H44ZM50 93V92H49ZM65 93V92H64ZM73 93H74V91H73ZM77 93V92H76ZM76 93H75V95H76ZM78 93H80V90H79V92ZM78 93H77V95L76 96H78ZM89 93V94H90ZM135 93V94H136ZM212 93H215V96H216V100L215 101H213V102H210V101H207L206 100V98L210 95V94H212ZM226 93H228V92H226ZM241 93V92H240ZM39 94V93H38ZM37 94V95H38ZM58 94H59V92H58ZM57 94V95H58ZM81 94V93H80ZM79 94V95H80ZM93 94V93H92ZM96 95H97V93H95ZM106 94H107V92H106ZM109 94V93H108ZM145 93L143 92V95H144ZM169 94V93H168ZM231 94V95H230ZM41 95V94H40ZM40 95H38V96H40ZM42 95H44L45 97H46V95L45 94H43V92H42ZM41 95V96H42ZM60 95H61V93H60ZM73 95V94H72ZM94 95V94H93ZM99 95H100V93H99ZM105 95V94H104ZM110 95H112V94H110ZM115 95V94H114ZM129 96H130V98L131 99H134V97H132V96H134V94L132 95V94H128ZM137 95V94H136ZM146 95V94H145ZM150 95V94H149ZM149 95H147V98H149L148 96ZM227 95V94H226ZM238 95V94H237ZM38 96H36L37 97V100H40V99H38ZM59 96V95H58ZM65 96H68V94L67 95H65ZM76 96H75V98H76ZM87 96V95H86ZM85 96V97H86ZM89 96V95H88ZM106 96V95H105ZM108 96V95H107ZM137 96H139V95H137ZM164 96V97H163ZM182 96H184L185 97V99H183V98H181ZM211 96V95H210ZM44 97V98H45ZM50 97V96H49ZM72 97V96H71ZM70 97V100L74 97V95H73V97L71 98ZM84 97V98H85ZM94 97H96V96H94ZM113 97H115V96H113ZM112 97V100L114 99ZM56 98V97H55ZM67 98V97H66ZM75 98H74V100H75ZM77 98H79V97H77ZM77 98H76V101H77ZM81 98V97H80ZM83 98V97H82ZM81 98V99H82ZM87 98V97H86ZM89 98H90V96H89ZM89 98H87L86 100H85V102H84V100L82 101V105L81 104H77L75 101H69L68 99V102H66L64 99H63V97H61L60 99H57V101L56 102H52L51 104L49 103V104H46V105H43V106H38V104H36L37 105V107H36V105H35V110L34 111H31V112H28L29 111V109H28V111H27V113H26V111L24 110V112L26 113V114H24V112H22V114H24L23 115V118L22 119H24L25 118V121L27 120H29V122H32V120H31V118L33 119L34 118V121H35V123L36 122H38L39 120H40V118H42V119H44V117H42L41 115H45V113H47V115H48V113H58L57 114V122H58V127H57V130H58V132L59 133H65L66 135V138L68 137V135L69 136H72L73 135V130H71L70 128V126L72 125V124H70V126H69V121H70V117H75L76 118V121H77V119H78V121L79 120H82L81 118H82V116L84 115L83 113H86V114H88V111L90 110V111H92L93 112V110L95 109L94 107H99L98 109V115H96V119H97V121L99 122V118L101 119V117L103 118V114H104V110H106V109H104V105L103 106H99V102L98 103H96L97 101L95 100V104L92 102V101H90L89 100ZM127 98H128V96H127ZM127 98H126V101H127ZM146 98V97H145ZM151 98V97H150ZM150 98L149 99H147V101L148 100H150ZM162 98H165V100H164V102H162L161 103V99ZM228 98L229 99H231V101L230 102H227V100H228ZM48 99V98H47ZM53 99H54V97H53ZM80 99V100H81ZM96 99V98H95ZM99 99H100V96H99ZM122 99H124V98H122ZM131 99H128V100H131ZM210 99V98H209ZM36 100V101H37ZM55 100V99H54ZM73 100V99H72ZM92 100H93V98H92ZM98 100V99H97ZM106 100V99H105ZM105 100L103 99V101L105 102ZM111 100V99H110ZM110 100H109V102H110ZM111 100V101H112ZM121 100V99H120ZM120 100H119V102H120ZM144 100V99H143ZM163 100V99H162ZM125 100H124V102L123 103H125L126 102ZM133 101H135V100H133ZM133 101H132V103H133ZM135 101V102H136ZM151 101H149V102H151ZM46 102H47V100H46ZM50 102V101H49ZM69 102H70V104H71V108L73 109V108H78L77 110H75V111H73V110H71L70 109V113H67L66 111H68L69 112V106L70 105H68L69 104ZM104 102H101V103H104ZM107 102V101H106ZM145 102H146V100H145ZM148 102V103H149ZM37 103H38V101H37ZM48 103V102H47ZM81 103V102H80ZM110 103H114L113 101L112 102H110ZM117 103H118V101H117ZM122 103V104H123ZM32 104V103H31ZM31 104H29V105H31ZM105 104V103H104ZM115 104V103H114ZM120 104V103H119ZM119 104H118V106H119ZM136 104V103H135ZM28 105V104H27ZM26 105V106H27ZM73 105H74V107H73ZM78 105H81L82 107H80L79 108V106ZM108 105V104H107ZM121 105V104H120ZM125 105H127V104H125ZM125 105H122L123 107H125ZM145 105V104H144ZM5 106L3 107V109L5 108ZM32 106H33V104H32ZM103 107V108H102ZM107 107V106H106ZM109 107H111V106H109ZM123 107H121V108H123ZM2 108V107H1ZM23 108H24V106H23ZM94 108V109H93ZM116 108H117V106H116ZM118 108H120V107H118ZM117 108V109H118ZM173 109V110H175L176 112V115L175 116H173V114H172V116L171 115H169V117H165V119L163 118H161V115L163 116V114H161L160 115V112H161V110L163 111L162 113H164V110H168V114H169V109ZM207 108V109H206ZM3 109H0V111L2 110L3 111ZM6 109V108H5ZM4 109V110H5ZM21 109V108H20ZM19 109V110H20ZM115 109V108H114ZM126 110H127V108H125ZM206 109V110H205ZM6 110H8V109H6ZM9 110V111H10ZM103 110V112H101ZM111 110V109H110ZM140 110L142 111V114H141V116H140ZM123 111H125V110H123ZM18 112H20V114H21V111H18ZM118 112V111H117ZM127 112V111H126ZM130 112V111H129ZM8 113V112H7ZM16 115H15V114ZM120 113V112H119ZM167 113V112H166ZM3 114V113H2ZM1 114V115H2ZM4 114H5V111H4ZM19 114V115H20ZM21 114V115H22ZM51 114V115H52ZM82 115L81 117H79V115ZM91 114V113H90ZM107 114H109V112L107 113ZM116 114V113H115ZM121 114V113H120ZM122 114H124V113H122ZM121 114V115H122ZM167 114V115H168ZM8 115V114H7ZM20 115V116H21ZM47 115H45L46 117H47ZM106 114H104V116H105ZM111 115V114H110ZM125 115V114H124ZM127 115V114H126ZM133 115V116H134ZM5 116V115H4ZM10 116V115H9ZM50 116V115H49ZM48 116V117H49ZM94 116V115H93ZM120 116V115H119ZM130 116H131V114H130ZM129 116V117H130ZM132 116V117H133ZM134 116V117H135ZM2 117H3V115H2ZM1 116H0V119L2 118ZM11 118H13V119H15L14 117H12V116H10ZM45 117V118H46ZM47 117V118H48ZM50 117H53V115L52 116H50ZM56 117V116H55ZM86 117H88V116H86ZM108 117V116H107ZM133 117V118H134ZM11 118H9V119H11ZM21 118V117H20ZM74 118V119H75ZM83 118H84V116H83ZM88 118H90V119H92L91 117H88ZM121 118V120H123L122 119V116L121 117H119V119ZM126 118V117H125ZM132 118V119H133ZM234 118H237V120L236 121H238V118H239V120L241 121V124L243 123V125L245 126L246 125V129H247V126L250 128V132L252 133V137H250V139L249 140H245V133L243 132V134L242 135H244V137H242V136H239L240 135V133H239V135H237L236 134V132H235V130H237V129H235V130H232L231 128H230V126L232 127V126H234L235 124L233 123L232 124V122H234L233 121V119ZM21 119V120H22ZM105 119V118H104ZM110 119V118H109ZM127 119V118H126ZM131 119V120H132ZM5 120V119H4ZM19 120V119H18ZM31 120V121H30ZM46 120V119H45ZM108 120V119H107ZM110 120H112V119H110ZM120 120V121H121ZM232 120V121H231ZM7 121V120H6ZM75 121V123L77 124L78 122H76ZM83 121V120H82ZM88 121H89V119H88ZM87 121V122H88ZM93 121H95L94 119H93ZM101 121V120H100ZM103 121V120H102ZM114 121H116V120H114ZM128 122L129 120H125V122ZM231 121V122H230ZM19 122V121H18ZM22 122V121H21ZM21 122H20V124H21ZM29 122L28 123H26L25 122V124L27 125V124H29ZM54 122V124H55V121H53ZM73 121H71V123H72ZM97 122V125L100 123H98ZM104 122V121H103ZM106 123L108 122V121H105ZM112 122V121H111ZM239 122V121H238ZM3 123H5V121L3 122ZM33 123V122H32ZM52 123V122H51ZM75 123L73 124V125H75ZM80 123V122H79ZM91 123V122H90ZM96 123V122H95ZM105 123V124H106ZM109 123V122H108ZM116 123H117V121H116ZM124 123V122H123ZM224 123V124H223ZM231 123V124H230ZM1 125H2V122L0 123ZM18 124V123H17ZM31 124V123H30ZM39 124V123H38ZM44 124H45V122H44ZM53 124V125H54ZM80 124H84V121L82 122V123H80ZM80 124H77L76 126H79ZM92 124V123H91ZM90 124V125H91ZM104 124V125H105ZM121 124V123H120ZM119 124V125H120ZM126 124V123H125ZM239 124V123H238ZM238 124H236L237 126H238ZM7 125V124H6ZM22 125H24L23 123H22ZM25 125V126H26ZM33 125H34V123H33ZM37 125V124H36ZM40 125H41V127H42V123H40ZM40 125H39V127H40ZM72 125V126H73ZM88 125L89 124H85V125H83V126H86V127H88ZM97 125L95 126L96 127V129H97ZM110 125V124H109ZM114 125H116V124H114ZM235 125V126H236ZM243 125H242V127H243ZM4 126V125H3ZM35 126V125H34ZM46 126V125H45ZM51 126L52 125H50V127L49 128H51ZM70 128H69V127ZM83 126L81 127L82 129H83ZM92 126H93V124H92ZM92 126H90V127H92ZM108 126V125H107ZM125 126V125H124ZM130 126V125H129ZM236 126V127H237ZM239 126H241L240 124H239ZM5 127V126H4ZM20 127V126H19ZM23 127V126H22ZM27 127V126H26ZM26 127H24V128H26ZM32 127V126H31ZM36 127V126H35ZM38 127V128H39ZM43 127H44V125H43ZM80 127H75V128H78V130H76L75 131V133L77 132V131H79V129H80ZM86 127H85V129H86ZM89 127V128H90ZM106 127V126H105ZM2 128V127H1ZM18 128V127H17ZM48 128V129H49ZM55 128V127H54ZM54 128H52V129H54ZM106 128H108V127H106ZM114 128V127H113ZM120 128V127H119ZM131 128V129H130ZM235 128V127H234ZM249 128H248V130H249ZM19 129V128H18ZM22 129V128H21ZM42 129H44V128H42ZM47 129V131H49ZM88 129V128H87ZM90 129H95L94 127L93 128H90ZM100 129H102L101 128V125H100ZM99 128H98V130H100ZM122 129V128H121ZM20 130V129H19ZM18 130V132L17 133H20V131ZM32 130H33V128H32ZM34 130H36V128L34 129ZM39 130V129H38ZM89 130V129H88ZM97 130V131H98ZM103 130V129H102ZM101 130V131H102ZM110 130V129H109ZM109 130H107V131H109ZM119 130V129H118ZM125 130H127V128L125 129ZM247 130V131H248ZM44 131L46 132V130L44 129ZM43 131V132H44ZM81 131V130H80ZM87 131V130H86ZM85 130H84V132H86ZM103 131H105V129L103 130ZM102 131V132H103ZM121 131H123V130H121ZM129 131H127V132H129ZM138 131V132H139ZM238 131V130H237ZM247 131H245L246 132V135L249 133H247ZM24 132V131H23ZM27 132H30L31 133V130H29V131H27ZM36 132V131H35ZM38 132V131H37ZM83 132V131H82ZM81 132V133H82ZM83 132V133H84ZM94 132V131H93ZM100 132V131H99ZM113 132H114V136H116V132H117V130L116 129H114L113 130ZM126 132V131H125ZM138 132H135V133H138ZM47 133V132H46ZM57 133V132H56ZM87 133V132H86ZM90 133V132H89ZM95 133V132H94ZM120 133V132H119ZM132 134L134 133V131L132 130V132H131ZM134 133V135H136ZM139 133H141V132H139ZM238 133V132H237ZM250 133V134H251ZM22 134V133H21ZM27 134H29V133H27ZM27 134H26V136H27ZM50 134V133H49ZM55 134V133H54ZM53 134V135H54ZM79 134V133H78ZM77 134V136H78V138H79V136L81 135H78ZM91 134V133H90ZM99 135H101L100 133H98ZM98 134H96L97 135V139H98ZM103 134L105 135V133L103 132ZM125 133H123V135H124ZM130 134V133H129ZM14 135H16V134H13V137H14V140H15V138H16V136H14ZM25 135V134H24ZM30 136H31V134H29ZM41 135H42V133H41ZM52 135V134H51ZM60 135V134H59ZM62 135V134H61ZM88 135V134H87ZM94 135V134H93ZM92 135V136H93ZM107 135V134H106ZM111 135V134H110ZM118 135V134H117ZM125 135H127V133L125 134ZM141 135V134H140ZM139 135V136H140ZM33 137L35 136V134H33L32 135ZM38 136H39V134H38ZM86 136V134L83 136V134H82V138L83 137H85ZM95 136V135H94ZM93 136V137H94ZM109 136V135H108ZM113 136V135H112ZM130 136V135H129ZM133 136V135H132ZM131 136V137H132ZM12 137V136H11ZM21 137V136H20ZM29 137V136H28ZM46 137V136H45ZM49 137V136H48ZM51 138L53 137V136H50ZM128 137V136H127ZM247 137H249V136H247ZM24 138V137H23ZM36 138L38 139V137L36 136ZM51 138H50V140H51ZM55 138V137H54ZM80 138H81V136H80ZM79 138V139H80ZM91 138V137H90ZM100 138H103V137H101L100 136ZM107 138V137H106ZM113 138H115V137H113ZM124 138V137H123ZM133 138V137H132ZM131 138V139H132ZM134 138H135V136H134ZM137 138V140H138V138H140V137H136ZM9 139H10V142H11V139L12 138H10L9 137ZM26 139V138H25ZM29 139H30V137H29ZM34 139V138H33ZM42 139V138H41ZM64 139V138H63ZM68 139V138H67ZM72 139V138H71ZM88 139V138H87ZM86 139V140H87ZM93 139V138H92ZM95 139V138H94ZM128 139V143H130V141H131V139L130 138H127ZM248 139V138H247ZM8 140V139H7ZM13 140V141H14ZM22 140H24V139H22ZM32 140V139H31ZM36 140V139H35ZM40 140V139H39ZM69 140V139H68ZM74 140V139H73ZM83 140V139H82ZM86 140H84V142L86 141ZM91 140V139H90ZM101 140V139H100ZM99 139L97 140L98 141V143H99V141H100ZM111 140V139H110ZM122 140H124V139H122L121 137H118L117 136V138H116V142H118L120 145H121V143L123 142ZM126 140V139H125ZM133 140H135V139H133ZM137 140L135 141V142H137ZM224 140V141H223ZM3 141H5V140H3ZM9 141V140H8ZM16 141V143H18L17 142V140H15ZM25 141V140H24ZM27 141H28V145H29V143L31 142H29V140H28V138H27ZM44 141V140H43ZM55 141V140H54ZM64 141V140H63ZM75 141H79V140H75ZM88 141V140H87ZM93 141H95V140H93ZM92 141V142H93ZM103 141V140H102ZM106 141V140H105ZM10 142H7V144H9ZM37 142V141H36ZM65 142V141H64ZM64 142H61V143H64ZM73 142V141H72ZM90 142V141H89ZM113 142H114V140H113ZM126 142H127V140H126ZM133 142V141H132ZM140 142V141H139ZM5 143H6V141H5ZM15 143V142H14ZM20 143V142H19ZM22 143V142H21ZM38 143V142H37ZM46 143V142H45ZM53 143V142H52ZM55 143H56V141H55ZM60 143V144H61ZM66 143H67V141H66ZM79 143V142H78ZM85 143H88V142H85ZM84 143V145H86ZM95 143V142H94ZM104 143V142H103ZM109 143H111L110 141H109ZM125 143V142H124ZM31 144H33V143H31ZM39 144V143H38ZM55 144V145H57V150H59L60 149V153H61V157H63L64 158V160H67V158H70L71 157V155H68L69 153H71V149H70V147H69V145H70V142H69V144H65V145H63V144ZM74 144H75V142L73 143V146H74ZM80 144H83L82 142H80ZM93 144V143H92ZM100 144V143H99ZM105 144V143H104ZM107 144V143H106ZM112 144V143H111ZM116 144V143H115ZM126 144V143H125ZM131 144V143H130ZM129 144V145H130ZM137 144V143H136ZM11 145H12V142H11ZM16 145V144H15ZM18 145V144H17ZM20 145V144H19ZM26 144H24V146H25ZM35 145V144H34ZM33 145V146H34ZM43 145H45V144H43ZM47 145H48V142H47ZM51 145V144H50ZM54 145V144H53ZM54 145V146H55ZM76 145V144H75ZM90 145H91V143H90ZM97 145V144H96ZM102 145V144H101ZM101 145H99V147L101 146ZM110 145V144H109ZM108 145V146H109ZM123 145V144H122ZM133 145V144H132ZM139 145V144H138ZM217 147H216V146ZM27 146V145H26ZM39 146H41V143H40V145H38V147ZM53 146V147H54ZM82 146V145H81ZM93 146H95V144H93ZM98 146V145H97ZM104 146H106V145H104ZM104 146H103V148L102 149H104L105 150V148H104ZM112 146V145H111ZM128 146V145H127ZM8 147L10 148V146L8 145ZM13 146H11V148H12ZM16 146H14V148H15ZM23 147V146H22ZM30 147V146H29ZM28 147V148H29ZM35 147V146H34ZM42 147V146H41ZM53 147H51V148H53ZM72 147V146H71ZM76 147V146H75ZM89 147V145H87V148ZM98 147V148H99ZM125 147H126V145H125ZM133 147V146H132ZM136 147H137V145H136ZM215 147V148H214ZM10 148V149H11ZM45 148V147H44ZM51 148H50V151H51ZM56 148H55V150H56ZM74 148V147H73ZM84 148H86V147H84ZM100 148V149H101ZM113 148V147H112ZM117 148V147H116ZM141 148V149H142ZM17 149H18V147H17ZM23 149V148H22ZM26 149H27V147H26ZM30 149V148H29ZM40 149V148H39ZM76 149V148H75ZM99 149V150H100ZM9 150V149H8ZM38 150V149H37ZM37 150H35V151H37ZM49 150V149H48ZM82 151L84 150V149H81ZM80 150V151H81ZM95 150V149H94ZM94 150L92 151V152H94ZM97 150V149H96ZM104 150H100V151H104ZM131 150V149H130ZM136 150V149H135ZM162 150V149H161ZM11 151V150H10ZM25 151V150H24ZM27 151H28V149H27ZM40 151V150H39ZM45 151V150H44ZM50 151H49V153H50ZM52 151H54V150H52ZM72 151H74V149L72 150ZM111 151V150H110ZM113 151V150H112ZM163 151V150H162ZM162 151L160 152V153H162ZM167 151V150H166ZM6 152V151H5ZM8 152V151H7ZM22 151L20 150V152L19 153H21ZM26 152V151H25ZM24 152V153H25ZM41 152V151H40ZM76 151H74V153H75ZM84 152V151H83ZM91 152V153H92ZM97 153L99 152V151H96ZM101 152V153H102ZM105 153L107 152V150L106 151H104ZM109 152V151H108ZM126 152V151H125ZM141 152H143V150L141 151ZM214 152V153H213ZM9 153V152H8ZM11 153H13V151H11ZM15 153H18V152H15ZM23 153V152H22ZM30 153H32L31 151H30ZM29 153V154H30ZM39 153V152H38ZM38 153H37V155H38ZM73 153V154H74ZM77 153H79V152H77ZM86 153V152H85ZM116 153H118V152H116ZM116 153H114L115 155H116ZM127 153V152H126ZM140 153V152H139ZM168 153V152H167ZM212 153V154H211ZM218 153V152H217ZM221 153H223L222 151H221ZM14 154V153H13ZM12 154V155H13ZM28 154V153H27ZM46 154V153H45ZM44 154V155H45ZM56 154V153H55ZM94 154V158H95V156H97V154L95 155V153H93ZM92 154V155H93ZM103 154V153H102ZM111 154V153H110ZM113 154V155H114ZM145 154V153H144ZM163 154V153H162ZM192 154V155H191ZM219 154H220V152H219ZM6 155V154H5ZM17 155V154H16ZM22 155H24V154H22ZM26 155V154H25ZM40 155V154H39ZM43 155V156H44ZM47 155H48V153H47ZM57 155V154H56ZM79 155V154H78ZM89 155V154H88ZM108 155V154H107ZM112 155V156H113ZM130 155V154H129ZM149 155H151V154H149ZM157 155V154H156ZM159 155H161V154H159ZM158 155V156H159ZM164 155H165V153H164ZM167 155V154H166ZM11 156V155H10ZM14 156H15V154H14ZM27 156H29V155H27ZM31 156V155H30ZM29 156V157H30ZM68 156H70V157H68ZM81 156V155H80ZM84 156V155H83ZM101 156V155H100ZM99 155H98V157H100ZM110 157L111 159L113 158V157ZM163 156V155H162ZM168 156V155H167ZM187 156V158L185 159L184 157H186ZM13 157V156H12ZM29 157H27L28 159H29ZM54 157V156H53ZM56 157H58V156H56ZM73 157V156H72ZM91 157V156H90ZM90 157H88L89 159H90ZM97 157V158H98ZM104 157H105V155H104ZM125 157V156H124ZM130 157V156H129ZM129 157H128V159H129ZM156 158H157V156H155ZM164 157V156H163ZM183 157V158H182ZM11 158V157H10ZM25 158H26V156H25ZM25 158H23V159H25ZM26 158V159H27ZM75 158V157H74ZM77 158H78V156H77ZM85 159L87 158L86 157V155H85V157H84ZM93 158V159H94ZM102 158V157H101ZM101 158H99V159H101ZM147 158H150V157H147ZM160 157H158L157 159H159ZM166 158V157H165ZM169 158V157H168ZM181 158L183 159V160H181ZM7 159V158H6ZM33 159V158H32ZM31 159V160H32ZM37 160H38V158H36ZM59 159H60V156H59ZM83 159V158H82ZM85 159H84V161H85ZM92 159V157H91V159L90 160H92V162H94L95 160H93ZM109 159V158H108ZM110 159V160H111ZM123 159V157L122 158H120V159H117V161H121ZM145 159V160H144ZM161 159V158H160ZM191 159V160H192ZM31 160H30V162H31ZM35 159H33V161H34ZM63 160V161H64ZM73 160L74 159H72V162H73ZM90 160L88 161V159H87V162H89L90 163ZM103 160H106L107 161V159L105 158H103L102 159V162H101V164L103 163ZM108 161V162H110V164L112 163V162H114V160H116V156H114V160L113 161ZM189 160V159H188ZM187 160V161H188ZM191 160H189V164H192V163H190V161ZM210 160V159H209ZM3 161V160H2ZM1 161V162H2ZM24 161V160H23ZM26 161V160H25ZM24 161V162H25ZM54 161V160H53ZM68 161V160H67ZM80 161H82L81 159H80ZM81 162V163H85V162ZM147 161V162H148ZM205 161V162H204ZM4 162H6L5 160L3 161V163ZM24 162H22V165L24 166V165H26ZM29 162V163H30ZM58 162V161H57ZM69 162H70V160H69ZM68 162V163H69ZM71 162V163H72ZM97 162H98V160H97ZM107 162V163H108ZM157 162H158V160H157ZM160 162H164L163 161V159H162V161H160ZM166 162V161H165ZM164 162V163H165ZM21 163V162H20ZM24 163V164H23ZM38 164H39V162H37ZM59 163H61L60 161H59ZM64 163H66V162H64ZM68 163H67V165H68ZM70 163V164H71ZM78 163V162H77ZM156 163V162H155ZM170 163V162H169ZM168 163V161H167V164H163V163H161V164H163L162 165V167L164 166V168H168L169 166H171L170 164ZM32 164V163H31ZM34 164V163H33ZM32 164V165H33ZM36 164V163H35ZM34 164V165H35ZM83 164H82V167H84L83 166ZM100 163H98V165H99ZM118 164V163H117ZM154 164V163H153ZM169 164V166H167ZM183 164H185V163H183ZM182 164V165H183ZM187 164V163H186ZM18 165H19V163H18ZM17 165V166H18ZM21 165V164H20ZM28 165V164H27ZM37 165V164H36ZM67 165H65V166H67ZM75 165H76V163L74 164V167H75ZM85 165H87V163L85 164ZM106 165H107V167H106ZM144 165V166H145ZM157 165H159V164H157L156 163V166ZM17 166H12V167H17ZM52 166V167H51ZM77 166V168H76V170L77 169H80L78 166H79V164L78 165H76ZM90 166V165H89ZM97 166V165H96ZM153 166V165H152ZM155 166V168H158V167H156ZM167 166V167H166ZM178 166H179V164H178ZM185 166V165H184ZM20 167H22V166H20ZM32 167V166H31ZM30 167V168H31ZM70 168H71V165L69 166ZM81 167V168H82ZM148 167V166H147ZM150 167V166H149ZM161 167V166H160ZM162 167L161 168H158V169H162ZM186 167H187V165H186ZM190 167V166H189ZM237 167H244L243 168V170H240V169H238V170H236V168ZM18 168V167H17ZM17 168H15V171L17 170ZM25 168L26 167H24V170H25ZM34 168H35V166H34ZM38 168H39V166H38ZM43 168V167H42ZM70 168H68L67 167V169H69L70 170ZM88 168V167H87ZM101 168V167H100ZM117 168V169H116ZM151 168V167H150ZM150 168H148V171H149V169ZM154 168V167H153ZM152 168V169H153ZM155 168H154V170H155ZM170 168V167H169ZM172 168V169H173ZM181 168V167H180ZM179 168V169H180ZM185 168V167H184ZM14 169V168H13ZM20 169V171H21V168H19ZM66 169V171L68 172V170ZM72 169H74V168H72ZM71 169V170H72ZM92 169H94V167H92ZM91 169V170H92ZM96 169L97 168H95V171H96ZM97 169V170H98ZM140 169V170H141ZM175 169H173V170H175ZM178 167H177V172H178ZM7 170V169H6ZM22 170H23V168H22ZM23 170V171H24ZM27 170V169H26ZM30 170V169H29ZM75 170V169H74ZM75 170V171H76ZM82 171H83V169H81ZM86 170V169H85ZM88 171H89V169H87ZM86 170V171H87ZM147 170V169H146ZM153 170V171H154ZM162 170H164V169H162ZM161 170V171H162ZM169 170V174L171 173V169H168ZM167 169H166V172L168 171ZM171 170V171H170ZM182 170H183V168H182ZM182 170H180L181 172H182ZM185 170H186V168H185ZM5 171V170H4ZM11 171V170H10ZM9 171V172H10ZM19 171V170H18ZM17 171V172H18ZM19 171V172H20ZM66 171H64V173H66ZM73 171V170H72ZM88 171H87V175L85 174V176H88L89 174H88ZM100 171L99 172H97V173H100ZM144 171V170H143ZM148 171H146V172H148ZM156 171V170H155ZM189 171V170H188ZM8 172V171H7ZM12 172H14V171H12ZM25 172L26 171H24L23 172V174H25ZM40 172V173H41ZM90 172V171H89ZM160 172V171H159ZM159 172H157V174L159 173ZM163 172H165V171H163ZM162 172V173H163ZM185 172V171H184ZM14 173H16V172H14ZM14 173H6L7 175L9 174V175H11V174H13V175H15ZM74 173H76V172H74ZM80 175H81V172H78ZM78 173H77V175H78ZM83 173V172H82ZM85 173V172H84ZM84 173H83V175H84ZM93 173H94V171H93ZM92 173V174H93ZM96 173V174H97ZM141 173H142V175H141ZM148 173H150V172H148ZM147 173V174H148ZM151 173H152V171H151ZM150 173V174H151ZM154 173V172H153ZM176 172H174L173 174V176H177L176 174H175ZM16 174H18V173H16ZM22 174V172H20V175ZM91 174V173H90ZM91 174V175H92ZM149 174V175H150ZM155 174V173H154ZM157 174H155V176H157ZM167 174H168V172H167ZM168 174V175H169ZM4 175H5V173H4ZM26 175H27V173H26ZM77 175H74L75 177L77 176ZM79 175V176H80ZM172 175V174H171ZM180 174H178V176H179ZM182 175V174H181ZM184 175V174H183ZM191 175V174H190ZM18 176V175H17ZM16 176V177H17ZM22 176V175H21ZM24 176V175H23ZM66 176H67V173H66ZM69 176V175H68ZM71 176H73V173H72V175ZM163 176V175H162ZM161 176V177H162ZM165 176H166V174H165ZM173 176H171V178L173 177ZM177 176V177H178ZM191 176V177H192ZM7 177V176H6ZM9 178H10V176H8ZM12 178H13V180H14V178H15V176L13 177V176H11ZM26 176H24V179H27V177L25 178ZM70 177V176H69ZM78 177V176H77ZM76 177V178H77ZM91 177V176H90ZM90 177L88 176V178L90 179ZM158 177V176H157ZM160 177V176H159ZM159 177H158V179L157 180H159ZM170 177V176H169ZM168 176H167V178L166 177H163V178H166V179H168L169 178ZM190 177V178H191ZM11 178V179H12ZM20 178V177H19ZM18 178V179H19ZM76 178H72V180L73 179H75V180H77ZM83 178H86V177H83ZM180 178V177H179ZM184 178V177H183ZM182 178V179H183ZM186 178V177H185ZM5 179H8V178H5ZM21 179V181H22V179L23 178H20ZM23 179V180H24ZM44 179V182L42 183V180ZM66 179H68L69 180V178H66ZM65 179V180H66ZM79 179V178H78ZM80 179H81V176H80ZM136 179V178H135ZM170 179V178H169ZM173 179V178H172ZM175 179V178H174ZM173 179V180H174ZM178 179V178H177ZM188 179H189V177H188ZM64 180V182H66ZM83 180V179H82ZM90 180V181H91ZM134 180V179H133ZM149 180V181H148ZM152 180H153V178H152ZM161 180V179H160ZM159 180V181H160ZM164 180V179H163ZM162 180V181H163ZM179 180V179H178ZM190 180V179H189ZM188 180V181H189ZM194 180V179H193ZM193 180H191V181H193ZM9 181V180H8ZM20 181V182H21ZM27 181V180H26ZM87 181V180H86ZM86 181H84V182H86ZM129 181V182H130ZM140 181H141V179H140ZM156 181V180H155ZM161 181V182H162ZM165 181V180H164ZM168 181V180H167ZM170 181H171V183H172V180L170 179ZM175 181H177V180H175ZM174 181V182H175ZM181 181H183V183H185L184 181H185V179L184 180H181ZM188 181H186V185H187V182ZM1 182V181H0ZM7 181H5L4 183H3V185L1 184L0 185V199H2V202H3V198L7 195H9L10 193H13L14 194V192H16L15 191V189L16 188H13V186L12 187H10V186H8V185H5V183H6ZM16 182H18V184H19V181H15V183ZM69 182V181H68ZM71 182V181H70ZM77 182V181H76ZM80 182H82V181H80ZM87 182H89V181H87ZM133 182V181H132ZM142 182V181H141ZM144 182V183H145ZM160 182V183H161ZM169 182V181H168ZM173 182V183H174ZM180 182V181H179ZM7 183H9V182H7ZM6 183V184H7ZM13 183H14V181H13ZM13 183H11V184H13ZM25 183V182H24ZM75 183V182H74ZM74 183H72L71 182V184H74ZM83 183V182H82ZM159 183V184H160ZM164 183V186L163 187H165V185H166V183L165 182H163ZM176 183V182H175ZM22 184V183H21ZM26 184H27V182H26ZM26 184H23V187L26 185ZM68 184V183H67ZM70 184V185H71ZM84 184L86 185L87 183H83V185L82 186H84ZM148 184V183H147ZM150 184V183H149ZM152 184V183H151ZM154 184V183H153ZM190 184H192V183H190ZM20 185V184H19ZM70 185H68L67 186V188L69 187L70 189L71 188H74V186L72 185L71 187H70ZM88 185V184H87ZM155 185V184H154ZM157 185V184H156ZM167 185H169L170 186V184H167ZM188 185H189V183H188ZM231 186L230 188L231 189H229L228 187H227V189H225L226 187L225 186ZM17 186V185H16ZM76 186V185H75ZM81 186V187H82ZM143 186V185H142ZM145 186V185H144ZM149 186V185H148ZM150 186H153V185H150ZM158 186V185H157ZM185 186V185H184ZM183 186V187H184ZM192 186H194V185H192ZM198 186V185H197ZM14 187H15V184H14ZM20 187V186H19ZM141 187V186H140ZM139 187V188H140ZM146 187L147 186H145V189H146ZM162 187V185H161V187H159V189H162L163 188ZM168 187V186H167ZM171 187V186H170ZM170 187H168V188H170ZM11 188H13L14 189V191H13V189L12 190H10ZM25 188V187H24ZM76 188V187H75ZM77 188H80L79 186L77 187ZM88 188V189H87ZM150 188V187H149ZM152 188V187H151ZM154 188V187H153ZM157 188V187H156ZM167 188V189H168ZM181 188H182V186H181ZM184 188H186V187H184ZM188 188V187H187ZM187 188H186V190H187ZM21 189V188H20ZM27 189H28V187H27ZM26 189V190H27ZM32 189V188H31ZM69 189V190H70ZM82 189V188H81ZM148 189V188H147ZM158 189V190H159ZM164 190H167V189H165V188H163ZM162 189V190H163ZM193 189V188H192ZM197 189H198V187H197ZM202 189V190H203ZM221 189V190H220ZM72 190V189H71ZM78 191H79V189H77ZM76 190V191H77ZM156 190V189H155ZM185 190V189H184ZM196 190V189H195ZM200 190V189H199ZM203 190V191H204ZM13 191V192H12ZM74 191V190H73ZM151 191V190H150ZM188 191V190H187ZM217 191H219V192H217ZM22 192V191H21ZM81 192H82V190H81ZM80 192V193H81ZM119 192V193H118ZM153 192H154V189H153ZM160 192V191H159ZM162 192V191H161ZM161 192L159 193V194H161ZM168 192V191H167ZM166 192V194L168 195V193ZM186 191H183V193H185ZM191 192V191H190ZM192 192H193V190H192ZM196 192H197V190H196ZM17 193V192H16ZM23 193V192H22ZM27 193V192H26ZM29 193V192H28ZM49 194L50 196H52V199H49V198H51V197H49V198H46V194ZM72 193V192H71ZM74 194H75V192H73ZM111 193V194H110ZM115 193H118V195H116L114 198L113 197H111L112 199H103V197L106 195V194H110L111 196H113L112 194H115ZM138 193V192H137ZM136 193V194H137ZM140 193V192H139ZM147 193H148V191H147ZM150 193V192H149ZM155 193H157L158 194V192L156 191ZM183 193H182V195H183ZM186 193H189V192H186ZM185 193V194H186ZM205 193V192H204ZM47 194V195H48ZM77 194V193H76ZM152 194V193H151ZM165 194V193H164ZM163 194V192H162V195H164ZM184 194V195H185ZM193 194V193H192ZM206 194V193H205ZM17 195H19V193L17 194ZM24 195V194H23ZM78 195V194H77ZM138 195V194H137ZM139 195H141V194H139ZM188 195H190V193L188 194ZM6 196V197H7ZM9 196H11V195H9ZM26 196V195H25ZM67 196V195H66ZM152 196H153V194H152ZM158 196V195H157ZM206 196V195H205ZM211 196V195H210ZM13 197V196H12ZM14 197H15V194H14ZM17 197H19V196H17ZM16 197V198H17ZM29 197V196H28ZM48 197V196H47ZM102 197V199L104 200H100V198ZM142 197V196H141ZM149 197V196H148ZM161 197V196H160ZM159 197V198H160ZM168 197H169V195H168ZM184 197V196H183ZM182 197V198H183ZM185 197H187L186 195H185ZM8 198V197H7ZM54 198V199H53ZM76 198H77V196H76ZM79 198V197H78ZM81 198V197H80ZM106 198V197H105ZM110 198V197H109ZM137 198V197H136ZM156 198V197H155ZM181 198V197H180ZM6 199V198H5ZM9 199V198H8ZM19 199V198H18ZM17 199V200H18ZM47 199V200H46ZM49 199V200H48ZM61 199V198H60ZM63 199V198H62ZM127 199V200H126ZM140 199V198H139ZM138 199V200H139ZM158 199V198H157ZM164 199H165V197H164ZM163 199V200H164ZM170 199V198H169ZM174 199V198H173ZM184 199V198H183ZM22 200V203H23V199H21ZM66 200V199H65ZM144 200V199H143ZM160 200V199H159ZM161 200H162V198H161ZM12 201V200H11ZM77 201V202H78ZM105 201L106 202H108V205L106 206L105 204L102 206V203L104 202L105 203ZM134 201V202H135ZM157 201V200H156ZM166 201H168V200H166ZM2 202L0 203V204H2ZM7 202H9L8 200H7ZM77 202H75V203H77ZM78 202V203H79ZM129 202V201H128ZM130 202H131V200H130ZM133 202V201H132ZM158 202H160V201H158ZM164 202V201H163ZM174 202H175V204H174ZM10 203V202H9ZM58 203H60V202H58ZM62 203H63V200H62ZM98 205H97V204ZM5 204V203H4ZM6 204H8V203H6ZM54 204H55V207H53L54 209H56V210H51L50 209V206H54ZM61 204V203H60ZM64 204V203H63ZM63 204H62V206H63ZM67 205H68V203H66ZM74 204V203H73ZM107 204V203H106ZM139 204V203H138ZM152 204V203H151ZM66 205V206H67ZM133 205H132V207H133ZM140 205V204H139ZM142 205H145V204H142ZM158 205H159V203H158ZM258 205V207H260L261 205L263 206V208H262V206H261V208L263 209H261L262 211L260 212L261 214H259V213H253V214H248V209H253V208H255V206H257ZM260 205V206H259ZM20 206H23V205H21V203H20ZM58 206H60V205H58ZM65 206V205H64ZM106 206V207H105ZM138 206V205H137ZM148 206V205H147ZM162 206V205H161ZM6 207V206H5ZM8 207H9V205H8ZM141 208L143 207V206H140ZM165 207V206H164ZM168 207V208H167ZM24 208H25V206H24ZM52 208V209H53ZM66 208V207H65ZM69 208H70V205H69ZM72 208V207H71ZM70 208V209H71ZM140 208V209H141ZM144 208V207H143ZM156 208V207H155ZM7 208H5V210H6ZM61 209H64V207H62ZM139 208L136 210V212L134 213V216L139 212V214L141 213L140 211L142 210H140ZM239 209H242L243 210V212H244V210L245 209H247L246 211H245V213L244 214H238L237 212L239 211ZM256 209V208H255ZM257 209H259V208H257ZM259 209V210H260ZM2 210H3V208H2ZM1 210V211H2ZM9 210H10V208H9ZM18 210V211H17ZM144 210V209H143ZM142 210V211H143ZM0 211V212H1ZM70 211V210H69ZM127 211V212H126ZM145 211V210H144ZM147 211V210H146ZM154 211H155V209H154ZM160 211V210H159ZM250 212L249 213H251L252 211L254 212V209L251 211V210H249ZM258 211V210H257ZM6 212H7V210H6ZM5 212V213H6ZM63 212V211H62ZM64 212H65V209H64ZM126 212V213H125ZM240 212V211H239ZM256 212V211H255ZM60 213V214H59ZM128 213H130V212H128ZM132 213V212H131ZM142 213H144V212H142ZM146 213V212H145ZM151 213V212H150ZM156 213V212H155ZM160 213V212H159ZM4 214V213H3ZM63 214V213H62ZM158 214V213H157ZM208 214V215H207ZM1 215V214H0ZM64 215H65V213H64ZM131 215V214H130ZM138 215V214H137ZM136 215V216H137ZM141 215V214H140ZM144 215H147L148 216V214H142L141 216H144ZM151 215V214H150ZM160 215V214H159ZM2 216V215H1ZM4 216H6V215H4ZM7 216H9L8 215V213H7ZM67 216V215H66ZM203 216H205V221L204 222H200V220L202 219V217ZM55 217H57V219L55 218ZM138 217H140V216H137V218ZM163 217V216H162ZM1 218V217H0ZM3 218H5V217H3ZM143 218V217H142ZM141 217L139 218V219H142ZM195 218V219H194ZM204 218V217H203ZM138 219V221H140L141 222V220H139ZM145 219H146V217H145ZM144 219V220H145ZM150 219H151V217H150ZM163 219V218H162ZM193 219V220H192ZM196 219H200L199 220V222H198V225L197 224H195V222L193 223V221L194 220H196ZM144 220L142 219V221L144 222ZM190 220L192 221V223L193 224H195V225H192L191 224V226L189 227V226H187V223L189 224V222H190ZM203 220V219H202ZM146 221V220H145ZM149 221V220H148ZM155 221V220H154ZM140 222H138L139 224H140ZM153 222V221H152ZM162 222V221H161ZM135 223H137L136 222V218H135ZM147 223H149V222H147L146 221V224L145 225H147ZM197 223V222H196ZM200 223V224H199ZM142 224V223H141ZM184 224H186V226H187V231H188V233H190V235L188 234V233H183V234H181L182 232H184V230L186 229V226L182 229L181 228V226L183 227V225ZM23 226V227H22ZM139 226V225H138ZM153 226V227H152ZM160 226V227H159ZM20 228V229H21ZM47 228V231L45 232V229ZM180 228L183 230L182 232H180V234H181V237L185 234V236L186 237H180V235H178L177 233H178V230L180 231ZM22 230V229H21ZM23 230V231H24ZM22 231V232H23ZM120 231V230H119ZM120 231V233H122L123 235H124V233L123 232H121ZM176 231H177V233H176ZM20 232V231H19ZM21 232V233H22ZM39 232H41V233H39ZM175 232V234L176 235H178L179 237H178V240L176 239H172V235H173V233ZM18 233V232H17ZM46 233V234H45ZM79 233V234H78ZM81 233V234H80ZM120 233H119V236H120ZM44 234V235H43ZM3 235H5L4 237H3V239H2V236ZM22 234H20L19 236H21ZM125 235V236H126ZM198 235V236H197ZM16 236H18V235H16ZM172 236V237H171ZM13 237V236H12ZM14 237H15V235H14ZM22 237V236H21ZM21 237H20V239H21ZM117 237H118V234H117ZM121 237H122V235H121ZM191 237H197V239L196 240H198V241H195L194 240V243H189L188 245H183V246H180L179 248H177L175 245H178V244H183L184 242H185V240H189ZM10 238V237H9ZM16 238V237H15ZM52 238H54V239H52ZM128 238V239H129ZM188 238V239H187ZM180 239V240H179ZM10 240V239H9ZM14 240V238H12V241ZM41 240L43 241V242H45V243H47V244H43V245H41V244H39V245H37V243L36 242H41ZM75 240V241H74ZM123 240H125L124 238H123ZM130 240V239H129ZM128 241V240H127ZM184 241V242H183ZM193 242V239L191 238V240L189 241V242ZM4 242V241H3ZM3 242H0V244L2 243L3 244ZM5 242H6V240H5ZM9 242V241H8ZM50 242H51V244H50ZM11 243V242H10ZM54 243H57V241L56 242H54ZM130 242H128V244H129ZM186 243V242H185ZM184 243V244H185ZM188 243V242H187ZM2 244H1V246L0 247H2ZM6 244V243H5ZM81 244V243H80ZM7 245H9V243L7 244ZM11 245H12V243H11ZM68 245H70V246H72V248L71 249H69V251L68 252H66V251H64L65 250V246H68ZM100 245V246H99ZM106 245H104L103 246V248H105V251H106V248L107 247H105ZM76 246V245H75ZM78 246H79V244H78ZM77 246V247H78ZM174 246V248L175 249H172V247ZM179 246V245H178ZM17 247V248H16ZM58 247V246H57ZM18 248V249H19ZM42 248V247H41ZM49 248H47V249H49ZM52 248H50V249H52ZM17 249V250H18ZM43 249H45V247L43 248ZM46 249V252H49V250H47ZM78 249V248H77ZM3 250V249H2ZM5 250V249H4ZM17 250H15L16 252H17ZM142 250H144L145 252L144 253H142L141 254V251ZM14 251V250H13ZM20 251H22V250H20ZM79 251H80V249H79ZM84 251V250H83ZM93 251L91 252V253H93ZM102 251H104L103 249H102ZM101 251V252H102ZM109 251V250H108ZM128 251V250H127ZM1 252V251H0ZM16 252H14L15 253V255H16ZM71 252V253H70ZM82 254L83 253H85V252H82V249H81V251H80ZM89 252V251H88ZM87 252V253H88ZM89 252V253H90ZM126 252V251H125ZM19 253V252H18ZM50 253V252H49ZM49 253H47V254H49ZM80 253V254H81ZM86 253V254H87ZM91 253H90V255H91ZM104 253H106V252H104ZM159 253V254H158ZM160 253H162L161 255H160ZM19 254H21V253H19ZM46 254V255H47ZM69 254V255H68ZM107 254V253H106ZM159 256H158V255ZM209 254V255H210ZM14 255V254H13ZM45 255V256H46ZM90 255H89V257H86V258H88V261H87V259H86V261L87 262H89V258H91L90 257ZM92 255V256H93ZM101 255V254H100ZM109 255V254H108ZM125 255H127V253L125 254ZM130 255H129V258H130ZM137 255V256H136ZM11 256H12V253H11ZM87 256V255H86ZM104 256V255H103ZM158 256V257H157ZM206 256H208V255H206ZM214 256V255H213ZM212 256V257H213ZM12 257H14V256H12ZM12 257H10V258H12ZM16 257H17V255H16ZM93 257V258H94ZM105 258H106V256H104ZM125 257V256H124ZM128 255L125 257L126 259H127V261H128ZM205 257V256H204ZM64 258V259H63ZM93 258H91V259H93ZM98 258V257H97ZM109 258H110V255H109ZM111 258H113L114 259V263H116L115 262V257H113V255L111 256ZM125 258L123 259V260H125ZM206 258V257H205ZM209 258V257H208ZM210 258H211V256H210ZM6 259V258H5ZM4 258H3V260H5ZM46 259V258H45ZM44 259V260H45ZM70 259V258H69ZM69 259H67V260H69ZM90 259V260H91ZM98 259H101V258H98ZM97 259V260H98ZM199 259V260H200ZM212 259V258H211ZM214 259H215V257H214ZM213 259V261H215ZM2 260V261H3ZM13 260V259H12ZM43 260V261H44ZM71 260V259H70ZM108 260V259H107ZM106 260V261H107ZM111 260V259H110ZM110 260H109V262H110ZM118 260H120V259H118ZM161 260V261H160ZM206 260H208L207 258H206ZM11 261V260H10ZM41 261V260H40ZM39 261V262H40ZM95 259H94V264H96L97 262H100L99 260L95 263ZM104 261V260H103ZM127 261H126V263H127ZM160 261V262H159ZM213 261L211 262V264L213 263ZM218 263H219V261H218V258H217V260H216ZM1 262V261H0ZM129 262L130 263H133V261L131 262V259H129ZM127 263V264H130V263ZM204 263H205V261H203ZM203 262H202V264H203ZM208 262L209 261H207L206 262V264H208ZM7 263V264H8ZM40 263H42V264H46L45 262H40ZM49 263V264H50ZM111 263V262H110ZM122 263V261H120V263L119 264H121ZM124 263H125V261H124ZM123 263V264H124ZM160 263V264H161ZM181 264H182V262H180ZM1 264H5L4 263V261H3V263H1ZM30 264H32V263H30ZM86 264H89V263H86ZM90 264H91V262H90ZM98 264V263H97ZM101 264V263H100ZM112 264V263H111ZM135 264V263H134ZM216 264V263H215Z\"/></svg>",
  "mask_w": 264,
  "mask_h": 264
},
{
  "label": "rangeland",
  "instance_id": "obj_2",
  "mask_svg": "<svg viewBox=\"0 0 264 264\" xmlns=\"http://www.w3.org/2000/svg\"><path fill=\"white\" fill-rule=\"evenodd\" d=\"M13 0H11V2H10V0H9V2L10 3H13L14 2V4L16 3V4H18V5H20V6H18V5H14V4H11L12 6H13V11H12V9L10 8V6L8 5V7H9V9H11V10H9L8 8H7V10H6V7H7V4L3 7V12H2V15L4 14V16L5 17H7V19H9V20H11V21H13L14 22V25H15V23H16V25H17V27L19 28L18 29V31H19V36L17 35V37H16V35H13V36H9V37H6L7 38V40H6V43H8L9 44V41L12 43H10L9 44V47L11 48V51L13 50V54H14V57H17V58H19V56H21V58L23 57V58H26V61L28 60V58L30 59V62H29V65L32 67V69L35 71V72H37L38 74H39V76H40V86H39V88H37V90H35V93H37L38 95H42V92H43V94H45L46 95V97L44 96V95H40V96H38L37 94H36V96H38V99H40V100H37V97L35 96V98H34V100H32L31 101V103L33 104V106H32V104L31 103H27L26 105H23L24 106V108H23V106L22 107H20L17 111L15 110V112H17L18 114L16 115L15 113V115L16 116H18V118H16L15 116H13V113L12 114H10L11 113V110H10V107L9 106H5V105H7V104H3V105H1V107H0V109H3V107L5 106V108L6 109H8V110H6L5 108V110L3 109V111L1 110L0 111V116L2 117V115H3V117L0 119V123L2 122V125L0 124V185L2 184L3 185V183L5 182V181H7V182H9V183H5V185H8V186H10V187H12L13 186V188H16L15 189V191L17 192H14V194H15V197H14V194L13 193H10L9 195H11V196H5L4 198H3V202H2V199H0V203L2 202V204H0V211L2 210V208H3V210L0 212V214L2 215H0V220L2 219L3 221L4 220H12L11 222H15V220L14 219H10V218H12L11 217V214H13V210L15 209V208H13V207H11L12 206V203H13V198L15 199V201H18V203H17V209L19 210H24V209H26V207H28L27 205L29 204V200L31 199V197H32V193L34 192L33 190H34V186H35V183H36V181L40 178L39 177V175L40 174H42V172L40 171V170H44V161L45 160H47V158L49 159V158H53L52 159V166H53V164H54V167L56 166V167H58V166H61V168H64V167H66L65 168V170L64 171H66V169H67V167L68 168H70L69 166L71 165V168H70V170L69 169H67L68 170V172L66 171V173H67V176H66V173H64V171H63V174H65V179L66 178H69V180L68 179H63V183H65V184H63L64 186H66V187H64L65 189H63V191H59L58 189L56 190V191H53V192H51L52 193V196H54V194L56 195V197L58 196V197H60V195L59 194H56L55 192H57V193H62V195H61V199L59 198V200H61V201H58V202H60V203H58V202H56L57 204H56V207H55V204H54V206H50V209L51 210H56L57 209V207H60L59 209L61 210L60 211V218L62 217V220H64L65 218H70V216H69V213L71 212H73L74 211V209H75V212L78 210V208H79V206L78 205H80V204H82L81 202H79V201H82L83 202V200H82V197H83V195L82 196H80L81 194H83L85 191V189H86V186H90L89 184H91L90 182H92V180H93V178L95 177V176H97L98 174H100L101 175V171H102V169H104V168H102V166L104 167L105 166V164H107L108 166L110 165V169H114L115 167H120L121 166V164H122V162H125V161H130V158L132 157V156H134L133 155V153H134V151H136V153L137 154H141V153H143V155L142 156H146L147 154H148V156H146V162L145 163H149V161H148V159L151 161V159L154 161L155 159V161L154 162H152L151 161V165H150V163L149 164H147V165H145V164H143V167L142 168H144V169H141V167H139V172H141L142 171V173L145 175V177L146 176H151V180L149 181V182H145L146 181V179H144V178H142V176H140V177H134L130 182L128 181V184H126V186L127 185H129V186H131L132 187V185L133 184H135L134 186H135V191L136 190H138L137 192H134V194L136 195L135 196V199H137V201H135L134 200V198H129L130 200H131V202H130V200H128L127 201V203L129 204V205H131V207L129 206V208H130V210L132 209L133 210V208H134V205L136 206L135 208V212H136V210L139 208H141L140 206H143L141 209L143 210H141L140 212V214L142 215V214H148V216L147 215H144V216H141L140 214H139V212L136 214L137 216H140L143 220L145 219V217H146V221L147 222H149V223H147V225H145L146 224V221L144 220V222L142 221V219H139L140 217H138L137 218V216L135 215L134 216V211H128V212H130V213H128L127 211V213L126 214H129V216L131 217V219L132 218H134V219H132V221H134L133 223L135 224V225H137V227L138 228H140V227H143L142 229H147V228H151V225L153 224V226H155V225H160V226H162V224L164 223V221H165V215H161V209L162 208H166V206L168 205L169 206V203L168 202H172V201H175L176 202V200H177V202L176 203H178L179 201H180V199H181V203L182 202H184V201H186V199H187V201H188V199L190 198V196L192 197V196H194L195 195V193L197 194L198 192H202V196L203 197H205L206 199H210V197L212 198L213 197V193L214 192H209V193H207L208 191H206V190H204L203 188H204V186L201 188L200 187V184H197V183H199L198 181H196V183H195V178H193V176H192V170L190 169V168H192L193 166H194V164H196V160L200 157V155L201 154H198V153H201V152H195V153H193V155L195 154L196 155V157H197V155H199V157H197V159L195 160V156L193 157L194 159H192L191 157L193 156L192 154V156L190 157V155H188V159L189 160H191L190 161V163H192V164H189V160L187 161V160H184V161H186V162H183V161H181V162H179V163H177V164H175V166H177L178 167V172H177V167H176V169H175V167L173 168V166L172 165H174V164H172L171 163V161H172V159L173 158H170V152H169V150L166 148V147H163V148H161L160 150H159V153L157 152L156 154H154L153 155V153L154 152H149V153H146L145 151H144V149L142 148V146H141V138H142V133H143V131H139V132H141V133H139L138 131H136V130H134V129H131V128H133V122H134V120L136 119V114L134 115L132 112H131V110H129V108L127 107L129 104L128 103H130V105L129 106H137V105H139V104H137V99L136 98H139L141 95L143 96V99H142V96L140 97L141 99H142V102H143V106H142V108L141 109H143L144 110V108L146 109L147 107H149V105L153 102V100L151 101V99H153V96L152 95H154L153 94V91H152V89H144V90H142L145 94L143 95V92L141 91V93H136L135 91L134 92H132V91H128L127 90V92H126V86H128L129 85V79L122 73V72H120L121 70V68H122V66H124L125 65V61H128L129 60V62L130 61H132V57H136V55H134L135 54V52L137 51L136 49H137V45H140L142 42H143V38H145V39H147V37L149 36H147V34H149V32H154V28L155 27H158L159 26V28H157L158 30L157 31H159L158 33H157V36H158V46H160V45H162L164 48L162 49V50H160L162 53H161V55L162 54H164V56H165V53H167L168 54V56L170 57L169 59H168V63H167V60L164 58V56H163V58H162V56L160 55V53H157V52H153L152 54L154 55V57H153V55H151V57H153L152 59H154V58H157L158 57V59L161 61V63H158V70H159V73L160 74H162V77H164L165 75V77H164V79H165V81L167 80V81H169L170 83L169 84H171V83H173L174 81L173 80H175L177 77H178V75L177 74H180L178 71H177V69H176V65L173 63V61H171V60H174L175 61V59H172V57L173 58H177V59H180V60H184V61H186V63L188 64V65H191V63H194L195 62V60H197L198 58L199 59H201V61L202 60H205V61H202V67H210V69H207V71H208V76H209V78H208V82H209V80H210V83H211V86L214 88V90L215 91H217V94H219V95H223V97L225 96V97H228V94L229 93H231V92H233V93H231L232 95H235V96H237L238 98L240 97V96H242V98L244 97V95L246 94L247 95V90H246V88H245V86H244V84L241 82V80L239 79V77L237 76V74H231L232 76H234V77H232L231 75V77H229V76H227V71H225V69H226V64H227V62H228V60H226L228 57V55L230 54V50H228V48H227V43H226V41H223V42H221V43H223V45L222 44H220L218 47H219V49L221 48V47H223V49H225V52L224 51H221V49L219 50L218 49V47H215L214 49H213V45H212V43L210 42L211 41V37L208 35V33H206V32H203L202 34H203V36H202V34L200 35V36H202L201 38V43L199 42L198 43V45H196V44H194L193 45V43L189 40V42H190V44H189V42L187 43V44H185V45H179V43H178V45H176V36L178 35V34H184L186 31L185 30H182V23L184 22V21H190V22H192L193 23V21H194V19H195V16L193 15H188V14H190V12L188 13V11H189V8L190 9H192V6L193 5H196V4H198V2L196 3V4H191V2H187V0H185V1H183V0H178V1H180V2H178V4H174V7H172L173 6V4H171V3H168V2H161V4H160V7H161V10H163V12H164V10H166L165 11V16L166 17H162V16H164V15H153V16H151V15H138V18H139V23H136V24H132V22H130L131 20H128V18H130V16H129V12L128 11H126V10H124V8H123V6H124V4L123 3H120V2H117L118 0H115V1H110V0H89V2H88V0H83V2L84 1H87L86 3L87 4H89L91 1V4H89L90 6H88V8L87 9H85V11H87V12H85L84 10H83V7H81V6H83L82 4L81 5H79L78 7H77V9H76V11L77 10H79V11H77V12H80V15L81 16H83L82 18L84 19L83 21H81V23H82V30H84L85 29V20H88L87 22H89V21H91V24H92V22H95V23H93V25L94 26H96V27H98L99 29H102L103 31H102V33H104V30H106L107 31V26H108V20L107 19H109V17H112V16H110V14L109 15H107L108 13H110L111 12V10H110V8H114V10L115 11H118V12H116V14H118V16H117V18L115 17V24H119V25H114V27H115V29H113L112 30V35L115 33L116 35H114V37H113V40L111 39V40H109V42L107 43V45H105L104 47L106 48H104L103 47V52H105L106 50H108V51H110V55H109V57L111 58V60L113 61L112 63L110 62L111 60H110V58H109V60L107 61V65H106V71H107V69H109L110 71H112V68H114V71H112L110 74H108L109 73V70L107 71V74H106V72H104V74H102L101 76L100 75H98V77L96 76L95 77V75H97V74H93L92 73V71L94 70L93 68H96L98 65H99V60H100V58H101V56L102 55H100L99 56V54H97L98 56V58H96V55H94L93 57V61H92V63H91V67H93V68H91L90 69V71H89V68H88V70L86 71L87 72V74H86V72H84V71H82V68L80 67H77V66H79V64L81 63V62H83V56L85 57L86 56V54H89L88 52H86L85 51V49H83V48H81V45L83 44V43H80V44H78V41L80 40L79 38H81V37H83V35H84V33H78L80 36H78V34H76V30H75V28L73 29V24L72 23H69L65 28H66V30H65V34L66 35H64L65 37H64V43H63V50H62V57H63V59H62V61L64 62V64L62 63V61H60L62 64H60V62L58 61H56V58L58 57V56H56L57 54H55V51H56V49H57V45L55 46L54 44L53 45H50V47L52 46H54L53 48L54 49H52V48H48V45H45L44 43H40V42H44L43 41V37L41 36V39L39 40L38 39V37L35 39L34 37H32L33 39H32V41H31V38H30V40H28L29 39V37H27L26 38V40H25V38H24V36L26 37L27 35H28V33H27V21H28V19H29V17L27 16V15H29L30 13H32L33 12V10H34V8H35V6H34V3L36 2V0L33 2V0H14L13 2H12ZM16 1V2H15ZM18 1V2H17ZM100 1V2H99ZM106 1V2H105ZM111 2V5H110V2ZM122 1V0H121ZM259 2H261L262 4L264 3V0H258ZM263 1V2H262ZM8 2V4H10ZM24 4H23V3ZM83 2H81V3H83ZM98 2L99 3H102L101 5H98V6H101V7H98L99 9H97V12L95 13L94 11H93V8H94V6H95V4L97 3L98 4ZM113 2H114V4H113ZM123 2H129V1H123ZM171 2V1H170ZM183 2H184V5H183ZM21 3V4H20ZM85 3V5H87ZM119 5H118V4ZM187 3V4H186ZM31 4H33V5H31ZM112 4H113V6L114 7H112ZM164 4V5H163ZM247 2H245V5L247 6ZM28 5H30V6H28ZM106 5V6H105ZM107 5H108V7H107ZM109 5H110V7H109ZM119 7H118V6ZM167 5H168V7H167ZM176 5H177V7H176ZM186 5V6H185ZM189 5V6H188ZM11 6V7H12ZM105 6V7H104ZM116 6V7H115ZM162 6H163V9H162ZM191 6V7H190ZM20 7V8H19ZM22 7H23V9H22ZM29 7V8H28ZM103 7H104V9H103ZM119 9H118V8ZM170 7H171V9H170ZM177 9H176V8ZM182 8V11H181V9L180 8ZM184 7V8H183ZM187 7V8H186ZM17 8V9H16ZM27 8H28V11H27ZM79 8V9H78ZM117 8V9H116ZM172 8H173V12H172ZM4 9H5V11H4ZM103 9L104 11H105V13H102V14H100L99 13V11H101V10ZM106 9V10H105ZM169 9V10H168ZM187 9H188V11H187ZM14 10H16L17 11V13H16V11H14ZM81 10V11H80ZM90 10L92 11L91 13H90ZM99 10V11H98ZM176 10H177V12H176ZM180 10V11H179ZM9 11H12V13H10ZM25 11V12H24ZM83 11V12H82ZM124 11H125V13H124ZM186 11V12H185ZM8 12H9V15H8ZM13 12H15V13H13ZM19 12V13H18ZM44 12H46V11H43V13ZM82 12V13H81ZM107 12V13H106ZM124 13V15H123V13ZM127 12H128V14H127ZM174 12H176V13H174ZM181 12V13H180ZM28 13V14H27ZM42 13V14H43ZM170 15H169V14ZM175 15H174V14ZM90 14L92 15V14H94V15H92L91 17H90ZM97 14V15H96ZM104 14V15H103ZM120 14V15H119ZM173 14V15H172ZM185 14H187V15H185ZM11 15H12V17H11ZM15 15V16H14ZM26 15V17H24ZM31 15V14H30ZM100 15V16H99ZM103 15V16H102ZM124 17H123V16ZM179 15V16H178ZM182 15V16H181ZM187 16V17H185V16ZM10 18H9V17ZM89 16V17H88ZM96 16V17H95ZM104 16H109L105 21L103 20V18H104ZM116 16V15H115ZM141 16V17H140ZM158 16V17H157ZM17 17V18H16ZM20 18V20H19V18ZM41 18L42 16H38V18ZM44 17V16H43ZM43 17H42V19H43ZM88 17V18H87ZM94 17V18H93ZM100 17V18H99ZM163 18V20H162V18ZM168 17H169V19H168ZM180 17V18H179ZM184 17V18H183ZM26 20H25V19ZM121 18V19H120ZM142 18V19H141ZM159 18V19H158ZM179 20H178V19ZM182 18V19H181ZM24 19V20H23ZM41 19V20H42ZM90 19V20H89ZM93 19V20H92ZM94 19H96V20H94ZM118 19V20H117ZM120 19V20H119ZM125 19V20H124ZM131 19V18H130ZM153 19H154V21H153ZM164 19H165V21H164ZM184 19V20H183ZM189 19V20H188ZM15 20V21H14ZM124 20V21H123ZM128 20V21H127ZM144 20V21H143ZM151 20V21H150ZM104 21V22H103ZM123 21V22H122ZM142 21V23L143 24H141L140 22ZM157 21H159V23L157 22ZM162 21H164V22H162ZM166 21H168V22H166ZM179 21H181V22H179ZM203 21H205V19H203ZM86 22V23H87ZM103 22V23H102ZM106 22V23H105ZM120 22V23H119ZM153 22H154V24H153ZM166 22V23H165ZM170 22V23H169ZM178 22V24H176ZM18 23L20 24L19 26H18ZM21 23H22V25H21ZM47 23L48 22H46V27L48 28V26L50 27H52V25L50 24V23H48V25H47ZM99 23V24H98ZM102 23V24H101ZM123 23H124V26H126V28L125 27H123ZM128 23V24H127ZM146 23V24H145ZM205 23V22H204ZM90 24V23H89ZM126 24V25H125ZM131 26H130V25ZM153 24V25H152ZM157 24V25H156ZM160 24V25H159ZM98 25H100L101 26V28H100V26H98ZM127 25H129V26H127ZM134 25V26H133ZM138 25V26H137ZM139 25H141L142 26V28H141V26H139ZM149 25V26H148ZM152 25V26H151ZM156 25V26H155ZM165 25V26H164ZM175 25H177V28H179V29H176V27H174ZM180 25V26H179ZM204 25V27H206V28H210L209 26H208V24H203ZM20 26H22V27H20ZM24 26V27H23ZM104 26V27H103ZM121 26H122V28H121ZM144 26H146V27H144ZM153 26H154V28H153ZM161 26V27H160ZM179 26V27H178ZM26 27V28H25ZM45 27V29H47ZM69 27V28H68ZM119 27V28H118ZM168 27V28H167ZM181 27V28H180ZM72 28V29H71ZM105 28V29H104ZM129 28V29H128ZM131 28V29H130ZM138 28V29H137ZM166 30H165V29ZM173 28V29H172ZM50 29V28H49ZM122 29H124V30H122ZM130 31V32H128V30ZM142 29V30H141ZM145 29V30H144ZM148 29H150V30H148ZM176 30V32H175V30ZM181 29V30H180ZM21 30V31H20ZM24 30V31H23ZM71 30H75L74 32L73 31H71ZM116 30V31H115ZM119 30V31H118ZM120 30H122V31H120ZM126 30V31H125ZM133 30V31H132ZM145 32H144V31ZM164 30V31H163ZM174 30V31H173ZM68 31H70V32H72L71 34L72 35H74V37L70 34V32L68 33ZM141 31V32H140ZM144 33H143V32ZM183 31V32H182ZM117 32V33H116ZM121 32V33H120ZM124 32H125V34H124ZM131 32H133V34L131 33ZM161 32V33H160ZM163 32V33H162ZM165 32V33H164ZM23 33V34H22ZM27 33V34H26ZM75 33V34H74ZM142 33H143V35H142ZM160 33V34H159ZM178 33V34H177ZM22 34V35H21ZM120 35V37L122 38V37H124V35H125V37L124 38H122V42H124V45H126L127 44V46H125V50L124 51H122L123 49H120L121 50V52H120V50H119V48H115L114 46V43H115V38H120L119 37V35ZM121 34H122V36H121ZM124 34V35H123ZM129 34H130V36H129ZM161 34H162V38H161ZM167 34V35H166ZM207 34V35H206ZM39 35V34H38ZM71 35V36H70ZM76 35V36H75ZM87 34L85 33V36H86ZM111 35V36H112ZM118 35V36H117ZM185 35H186V33H185ZM84 36V37H85ZM117 36V37H116ZM132 36V37H131ZM140 36H143V37H141V38H139ZM146 36V37H145ZM206 36V37H205ZM10 37H12L11 39H10ZM22 39H21V38ZM69 37H70V39H69ZM130 37V38H129ZM137 39H135V38ZM169 37V38H168ZM15 38H17L16 40H15ZM24 38V39H23ZM39 38H40V36H39ZM72 38H74V40L75 41H72L73 39ZM78 38V39H77ZM87 38V37H86ZM85 38V39H86ZM138 38H139V40H138ZM167 40H166V39ZM205 38H207L206 40H205ZM209 38V39H208ZM67 39H68V41H67ZM126 39V40H125ZM134 41H133V40ZM163 39H165V43L163 42L164 40ZM170 39V40H169ZM12 40H15V41H19L18 43H19V45H18V43L17 42H15V41H12ZM23 40H25L24 42H22ZM34 40V41H33ZM42 40V41H41ZM71 40V41H70ZM129 40V41H128ZM137 42H136V41ZM169 40V41H168ZM210 40V41H209ZM8 41V42H7ZM27 41H28V43H27ZM72 43V45H71V43ZM76 41H77V43H76ZM131 41H132V44H130L131 43ZM168 41V42H167ZM170 41H171V43H170ZM173 41V42H172ZM242 41L244 42V40L242 39ZM21 42H22V44H21ZM32 42V43H31ZM35 42V43H34ZM66 42V43H65ZM69 42V43H68ZM135 42L137 43V44H135ZM206 42V44H204ZM15 43H17V44H15ZM24 43H26V44H24ZM38 43V44H37ZM68 43V44H67ZM161 43V44H160ZM168 45H167V44ZM29 46H28V45ZM39 44H40V46H41V48H40V46H39ZM43 44H44V46H43ZM86 44V43H85ZM89 45H91L92 43H88ZM165 44L167 45V46H165ZM173 44V45H172ZM190 46H189V45ZM202 44V45H201ZM205 46H204V45ZM209 44V45H208ZM11 45V46H10ZM22 45V46H21ZM24 45H27L26 47L27 48H30V49H27ZM33 47H32V46ZM34 45L36 46V45H38L37 47H34ZM67 45V46H66ZM109 45H110V47L112 48V47H114L113 49H115V50H113V49H111V48H109ZM114 45V46H113ZM132 45V46H131ZM175 45V46H174ZM188 46V48L189 47H192V48H185V47H187ZM212 45V46H211ZM43 46V47H42ZM70 46L72 47V46H74V47H72L71 49H72V51H71V49H67L66 47H69L70 48ZM78 46V47H77ZM134 46V47H133ZM199 46V47H198ZM200 46H201V48H200ZM208 46V47H207ZM221 46V47H220ZM226 48H225V47ZM257 47L259 46V44H257L256 45ZM41 49H39V48ZM130 47V48H129ZM167 47V49H165ZM169 47V48H168ZM210 47V48H209ZM34 50H33V49ZM35 48H37V49H39V51L37 50V49H35ZM43 48H45V49H43ZM46 48H48V49H46ZM56 48V49H55ZM129 48V49H128ZM131 48H133V50L134 51H132V49ZM171 48V49H170ZM184 48V50H181V49H183ZM200 49V50H198V49ZM209 49L208 50V53H207V49ZM32 49V50H31ZM79 49V50H78ZM190 49H192V50H190ZM194 49V50H193ZM204 49H206V51L204 50ZM36 50V51H35ZM43 50V51H42ZM54 51L53 53H52V51ZM88 50H89V48H88ZM118 50V51H117ZM127 50V51H126ZM130 50L132 51L131 53H130ZM190 50V51H189ZM204 50V51H203ZM212 50H213V52H212ZM216 50V51H215ZM33 51V54H30L31 52ZM71 51V52H70ZM79 51V52H78ZM82 51V52H81ZM111 51L113 52V55H111L112 53H111ZM126 51V52H125ZM173 51V52H172ZM177 51V52H176ZM210 51V52H209ZM218 51H219V53H218ZM220 51H221V53H220ZM48 52H50V53H52V55L51 54H48ZM77 52V53H76ZM120 52V53H119ZM123 52V53H122ZM152 52V51H151ZM185 52V53H184ZM188 52L190 53V54H188ZM197 52H198V54H197ZM202 54H200V53ZM204 52V53H203ZM224 52V53H223ZM227 52H229L228 54H227ZM22 54V55H19V56H16V54ZM28 53V54H27ZM45 53V56L43 55L42 56V54H44ZM47 53V54H46ZM67 53H68V55H67ZM75 53H76V55H75ZM80 53V54H79ZM82 53V54H81ZM122 53V54H121ZM125 53V54H124ZM133 53V54H132ZM183 53V54H182ZM192 53H193V55H192ZM208 55V56H206V54ZM212 53H214V54H212ZM54 54H55V56H54ZM74 54V55H73ZM116 54H117V56H116ZM120 54V55H119ZM124 54V55H123ZM130 54H132L133 56H131ZM180 54V55H179ZM195 54H197V55H195ZM201 55V56H198V55ZM210 54V55H209ZM221 55V57H220V55ZM223 54V55H222ZM224 54H225V56H224ZM39 55L41 56V57H39ZM80 57H79V56ZM83 55V56H82ZM121 55H123V56H121ZM214 55V56H213ZM25 56V57H24ZM47 56V57H46ZM49 56H50V61H49ZM73 56V57H72ZM82 56V57H81ZM111 56H115L114 58L116 59H114V58H112ZM127 56V57H126ZM131 56V57H130ZM161 56V57H160ZM184 56H186V57H184ZM196 56V57H195ZM216 56V57H215ZM218 56H219V58H218ZM11 57H13V55H11ZM44 57V58H43ZM45 57H46V59H45ZM52 57H56L55 59L54 58H52ZM77 57H79V58H77ZM118 57V58H117ZM126 57V58H125ZM160 57V58H159ZM208 59H207V58ZM211 59H210V58ZM226 57V58H225ZM33 58V59H32ZM51 58H52V60L53 61H51ZM70 58V59H69ZM121 58H123V59H121ZM129 58H131V59H129ZM189 58V59H188ZM218 58V59H217ZM221 58V59H220ZM222 58H224V59H222ZM42 59V60H41ZM45 59V60H44ZM58 59V58H57ZM61 59H58V60H61ZM78 59H80V60H78ZM95 59V60H94ZM97 59V60H96ZM99 59V60H98ZM118 59L119 60H121L120 62L118 61ZM124 59H125V61H124ZM163 59V60H162ZM214 59V60H213ZM218 61H217V60ZM37 60V61H36ZM48 60V61H47ZM64 60H67V61H64ZM70 60V61H69ZM115 60V61H114ZM166 60V61H165ZM209 60V61H208ZM220 60H224L225 62H220ZM33 61V63H31ZM76 61H78V62H76ZM159 61V62H160ZM189 61H191V62H189ZM193 61V62H192ZM47 62H49V63H47ZM110 62V63H109ZM165 62V63H164ZM218 62V63H217ZM219 62H220V64H219ZM230 62V61H229ZM228 62V63H229ZM31 63V64H30ZM51 63V64H50ZM54 63V64H53ZM57 63V64H56ZM59 63V64H58ZM73 63V64H72ZM74 63H77V65L75 66V64ZM117 63V64H116ZM123 63V64H122ZM164 63V64H163ZM170 63V64H169ZM209 65H208V64ZM216 63V64H215ZM47 64H49V65H47ZM84 64V63H83ZM94 64V65H93ZM97 64V65H96ZM121 64V65H120ZM160 64H161V66H160ZM164 65V67H163V65ZM170 65V67H169V65ZM174 64V65H173ZM218 64H219V66H218ZM223 64V65H222ZM2 65H4L3 63L1 64V62H0V66H2ZM39 65H40V68L41 69H43V70H41V69H39ZM46 65V66H45ZM67 65V66H66ZM71 65V66H70ZM89 65H90V63H89ZM96 65V66H95ZM112 65V66H111ZM114 65V66H113ZM120 65V66H119ZM168 65V66H167ZM206 65V66H205ZM213 65H215V66H213ZM53 66H55V68H53ZM63 66V67H62ZM70 66V67H69ZM85 66V65H84ZM83 66V67H84ZM112 68H111V67ZM167 66V67H166ZM172 66V67H171ZM3 67V66H2ZM35 67V68H34ZM48 67H50L49 69H47ZM64 67H66V68H64ZM163 67V68H162ZM57 68V69H56ZM64 69L63 70V73H62V69ZM74 68V69H73ZM171 68V69H170ZM225 68V69H224ZM54 69H56L55 71H54ZM59 69V70H58ZM75 69H79V72H78V70L74 73V71H75ZM93 69V70H92ZM166 69V70H165ZM174 69V70H173ZM38 70H39V72H38ZM66 70V71H65ZM74 70V71H73ZM41 71V72H40ZM54 71V72H53ZM60 71V72H59ZM65 71V72H64ZM72 71V72H71ZM105 71V70H104ZM162 71H166V73L164 72V74H163V72ZM168 71V72H167ZM173 71V72H172ZM175 71V72H174ZM50 72L52 73H54V75L53 74H50ZM55 72H56V74H55ZM59 72V73H58ZM90 72H91V74H90ZM114 72H116V75H115V73ZM119 72V73H118ZM75 74V76H78L77 78L74 76V74ZM174 74L175 76H176V78H175V76L173 75H171V74ZM212 73V74H211ZM43 74V75H42ZM48 75V76H46V75ZM72 74H73V76H74V81H75V83H74V81L72 80L71 81V79L70 78H72L73 76H72ZM78 74V75H77ZM84 74V75H83ZM114 75V76H112V75ZM119 74V75H118ZM122 74V75H121ZM168 74V75H167ZM182 74V73H181ZM189 74H192V73H189ZM226 74V75H225ZM50 75V76H49ZM53 75V76H52ZM59 75H60V77H62V78H60L59 77ZM62 75V76H61ZM80 75V76H79ZM86 75V76H85ZM90 75H93V76H90ZM109 78H107L106 76ZM111 75V76H110ZM164 75V76H163ZM223 75V76H222ZM45 77V80L48 78V77H52L53 79L51 80V81H54L55 83H53V85H52V82L50 83L49 82V79H47L46 81H44V77ZM90 76V77H89ZM123 76V77H122ZM207 76V77H208ZM237 76V77H236ZM54 77H56V79H57V81H55L56 79L54 78ZM58 77V78H57ZM84 77H87V79L86 78H84ZM95 78V79H93V78ZM120 77V79H117V78H119ZM170 77V78H169ZM228 77V78H227ZM60 78V79H59ZM76 78V79H75ZM81 78H83V79H81ZM92 79V80H90V79ZM99 78H101V79H99ZM113 78H115V79H113ZM124 78V79H123ZM174 78V79H173ZM211 78L213 79V81L211 80ZM230 78V79H229ZM55 79V80H54ZM103 79V80H102ZM111 79V80H110ZM173 79V80H172ZM229 79V80H228ZM43 80V81H42ZM59 80H60V82H59ZM86 82H85V81ZM90 80V81H89ZM96 81L95 83L93 82L92 83V81ZM98 80H102L101 81V83L104 85V91H102L101 92V90H97V89H93L94 87H96V83L97 84H99L100 83V81H98ZM113 80H115V82L113 81ZM120 80V81H119ZM122 80V81H121ZM126 80V81H125ZM237 80V81H236ZM49 83H48V82ZM77 81V82H76ZM82 81V83H80ZM108 81V82H107ZM123 81H125V82H123ZM104 82V83H103ZM113 84H112V83ZM117 82V83H116ZM120 82V84H121V87L123 88V91H122V89H121V87H120V85L118 84ZM154 82H156V81H154ZM47 83H48V85L49 86H47ZM61 83V84H60ZM70 83H73V84H71L70 85ZM111 83V84H110ZM123 83V84H122ZM51 84V85H50ZM57 84V85H56ZM69 84V85H68ZM83 85V86H78V85ZM84 84H86V85H84ZM91 84H93V85H91ZM237 84V85H236ZM74 85H76V86H74ZM108 85V86H107ZM110 85H113V87H111ZM122 85H124V86H122ZM154 89H156V88H158L157 86L158 85H156L155 83H154ZM171 85H173V84H171ZM230 85V86H229ZM51 86V87H50ZM59 88H58V87ZM63 86V87H62ZM68 86V87H67ZM87 86V87H86ZM92 86V87H91ZM116 86V87H115ZM220 86V87H219ZM224 86V87H223ZM235 86V87H234ZM46 87H48V88H46ZM54 87L56 88V89H54ZM73 87H75L74 89H73ZM77 87L79 88V89H77ZM89 87H91V88H89ZM109 87V88H108ZM41 88V89H40ZM51 88V89H50ZM84 88V89H83ZM87 88V89H86ZM124 88H125V90H124ZM204 86H202V89H201V91L203 92L204 91ZM67 89V90H66ZM81 89H82V92H81ZM108 89V90H107ZM121 89V90H120ZM171 89H172V86H169V89H168V93H167V91L165 92V94L167 93V96L169 95H171L173 92V90L171 91ZM235 91H233V90ZM238 89V90H237ZM242 89V90H241ZM42 90V91H41ZM44 90V91H43ZM52 90H54V91H52ZM63 90H65V91H63ZM79 90H80V93H78L79 92ZM88 90H89V92H88ZM91 90H92V92H91ZM95 90V91H94ZM113 90V91H112ZM114 90H115V92H114ZM50 93H49V92ZM73 91H74V93H73ZM78 93V96H76L77 95V93ZM84 91V92H83ZM87 91V92H86ZM94 91V92H93ZM111 91V92H110ZM118 91V92H117ZM123 92V95L124 94H126L127 93V95H126V97H125V95L122 97V98H124V99H122V98H118V95H117V93H120V92ZM244 91V92H243ZM45 92V93H44ZM58 92H59V94H58ZM65 92V93H64ZM91 92V93H90ZM106 92H107V94H106ZM129 92V93H128ZM178 92V94H175L176 95V97H177V95L179 96L180 95V91H177ZM200 92V91H199ZM199 92L198 91H196V93H197V96H198V94H199ZM226 92H228V93H226ZM241 92V93H240ZM60 93H61V95H60ZM75 93H76V95H75ZM90 93V94H89ZM94 95H93V94ZM95 93H97V95L95 94ZM99 93H100V95H99ZM109 93V94H108ZM137 95H139V96H137ZM151 93H152V95H151ZM171 93V94H170ZM59 96H58V95ZM68 94V96H65V95H67ZM74 95V97H73V95ZM80 94V95H79ZM106 96H105V95ZM110 94H112V95H110ZM115 94V95H114ZM128 94H134V96H132V97H134V99H131L130 98V96L128 95ZM150 94V95H149ZM227 94V95H226ZM230 94V95H231ZM238 94V95H237ZM87 95V96H86ZM90 96V98H89V96ZM108 95V96H107ZM147 95H149L148 97L150 98V100H148L147 101V99H149V98H147ZM211 95V96H210ZM207 98H206V100L207 101H210V102H213V101H215L216 99V96H215V93H212V94H210ZM245 95V96H246ZM50 96V97H49ZM73 98H72V97ZM75 96H76V98L77 97H79V98H77V101H76V98H75ZM87 98H89V100L90 101H92L93 103L95 102V100L97 101L96 103H100L99 104V106L101 107V106H103L104 107V109H106V110H104L105 112H104V114H106L105 116H104V114L102 115L103 116V118L101 117V119L99 118V122L97 121V119L95 118L96 117V115H98V108L99 107H94L93 109V112L92 111H88V114H86V113H83L84 115V118H83V116L80 114L79 115V117H81L82 116V120L84 121V124H80V123H82L83 121L82 120H79L78 121V119H77V121H76V118L75 117H70V121H69V126H70V124H74L75 123V121L76 122H78L77 124H80L79 126H76L77 124L75 123V125H71L69 128L71 129V130H73V135L72 136H69L68 135V139L66 138V134L65 133H59L58 132V130H57V127H58V122L56 121L57 120V114L58 113H48V115H47V113H45V115H47V117L50 115V116H52L53 115V117H46L44 114L43 115H41L42 117H44V119H42V118H40V120L38 121V122H36L35 123V121H34V118L32 119L31 118V120H32V122L34 123V125L36 126H34L33 125V123L32 122H29V120L27 121H25V118L24 119H22L23 118V115L24 114H26L27 113V111H28V109H29V111L28 112H31V111H34L35 110V108L37 107V105L36 104H38V106H43V105H46V104H51L52 102H56L57 101V99H60L61 97H63V99L66 101V102H68V100L69 101H75L77 104H83L82 103V101L84 100V102H85V100L87 99ZM94 96H96V97H94ZM99 96H100V99H99ZM113 96H115V97H113ZM127 96H128V98H127ZM45 97V98H44ZM53 97H54V99H53ZM56 97V98H55ZM67 97V98H66ZM70 97L73 99H71L70 100ZM82 99H81V98ZM85 97V98H84ZM112 97L114 98L113 100H112ZM146 97V98H145ZM164 97V96H163ZM184 96H182L181 98H183ZM48 98V99H47ZM74 98H75V100H74ZM92 98H93V100H92ZM96 98V99H95ZM126 98H127V101H126ZM210 98V99H209ZM242 98H239L240 100L242 99ZM68 99V100H67ZM81 99V100H80ZM98 99V100H97ZM103 99L105 100V102L103 101ZM115 103H110V102H112L111 100ZM121 99V100H120ZM128 99H131V100H128ZM163 99V100H162ZM161 99V103L162 102H164V100H165V98H162ZM183 99H185V97L183 98ZM38 101V103H37V101ZM46 100H47V102H46ZM109 100H110V102H109ZM119 100H120V102H119ZM124 100L126 101L125 103H123L124 102ZM133 100H135V101H133ZM145 100H146V102H145ZM50 101V102H49ZM107 101V102H106ZM117 101H118V103H117ZM132 101H133V103H132ZM149 101H151V102H149ZM231 101V99H229L228 98V100H227V102H230ZM81 102V103H80ZM101 102H104V103H101ZM149 102V103H148ZM121 105H120V104ZM123 103V104H122ZM136 103V104H135ZM29 104H31V105H29ZM95 104V103H94ZM108 104V105H107ZM118 104H119V106H118ZM125 104H127V105H125ZM145 104V105H144ZM35 105H36V107H35ZM68 105H70L69 106V112L68 111H66L67 113H70V109L71 110H73V111H75V110H77L78 108H71V104H70V102H69V104ZM81 105H78L79 106V108L80 107H82ZM122 105H125V107H123ZM152 105V104H151ZM107 106V107H106ZM109 106H111V107H109ZM116 106H117V108L118 107H120V108H116ZM73 107H74V105H73ZM102 107V108H103ZM121 107H123V108H121ZM138 107V106H137ZM115 108V109H114ZM125 108H127V110L125 109ZM111 109V110H110ZM207 109V108H206ZM205 109V110H206ZM10 110V111H9ZM24 110L26 111V113L24 112ZM123 110H125V111H123ZM4 111H5V114H4ZM18 111H21V114H22V112H24V114H20V112H18ZM118 111V112H117ZM127 111V112H126ZM130 111V112H129ZM8 112V113H7ZM12 112H14L13 110H12ZM101 112H103V110L101 111ZM109 112V114H107ZM122 114V113H124V114H120V113ZM140 116H141V114H142V111L140 110ZM163 111L161 110V112H160V115L161 114H163V116L161 115V118L163 119H165V117H169V115H171L172 116V114H173V116H175L176 115V111L175 110H173V109H169V114H168V110H164V113H162ZM167 112V113H166ZM3 113V114H2ZM91 113V114H90ZM116 113V114H115ZM2 114V115H1ZM8 114V115H7ZM21 116H20V115ZM52 114V115H51ZM111 114V115H110ZM127 114V115H126ZM130 114H131V116H130ZM168 114V115H167ZM5 115V116H4ZM12 116V117H14L15 119H13V118H11L10 116ZM94 115V116H93ZM120 115V116H119ZM135 117H134V116ZM56 116V117H55ZM86 116H88V117H91L92 119H90V118H88V117H86ZM108 116V117H107ZM122 116V119L123 120H121V118L119 119V117H121ZM130 116V117H129ZM134 118H133V117ZM21 117V118H20ZM46 117V118H45ZM127 119H126V118ZM9 118H11V119H9ZM75 118V119H74ZM105 118V119H104ZM112 119V120H110V119ZM133 118V119H132ZM5 119V120H4ZM19 119V120H18ZM22 119V120H21ZM46 119V120H45ZM56 119V120H55ZM88 119H89V121H88ZM93 119L95 120V121H93ZM108 119V120H107ZM132 119V120H131ZM7 120V121H6ZM30 120V121H31ZM101 120V121H100ZM104 122H103V121ZM114 120H116L117 121V123H116V121H114ZM121 120V121H120ZM125 120H129L128 122L126 121L125 122ZM235 120V121H234ZM237 120V118H234L233 119V121L234 122H232V124L234 123H236V124H240L241 126H239V124H238V126L236 127L235 125L234 126H230V128L232 129V130H235V129H237V130H235V132H236V134L237 135H239V133H240V135L239 136H242V137H244V135H245V140H249L250 139V137H252L251 135H252V133L250 132L251 130H250V128L247 126V129H246V125L244 126L243 125V123L241 124V121L239 120V118H238V121H236ZM5 121V123H3ZM19 121V122H18ZM22 121V122H21ZM53 121H55V124H54V122ZM71 121H73L72 123H71ZM88 121V122H87ZM105 121H108L107 123L105 122ZM112 121V122H111ZM232 121V120H231ZM230 121V122H231ZM20 122H21V124H20ZM25 122L26 123H28L29 122V124H25ZM44 122H45V124H44ZM52 122V123H51ZM80 122V123H79ZM93 124V126H92V124ZM96 122V123H95ZM97 122L99 123L98 125H97ZM124 122V123H123ZM18 123V124H17ZM22 123L24 124V125H22ZM31 123V124H30ZM39 123V124H38ZM40 123H42V127H41V125H40ZM106 123V124H105ZM121 123V124H120ZM126 123V124H125ZM7 124V125H6ZM37 124V125H36ZM54 124V125H53ZM87 125V124H89L88 125V127H86V126H83V125ZM91 124V125H90ZM105 124V125H104ZM110 124V125H109ZM114 124H116V125H114ZM120 124V125H119ZM224 124V123H223ZM231 124V123H230ZM5 127H4V126ZM27 127H26V126ZM39 125H40V127H39ZM43 125H44V127H43ZM46 125V126H45ZM50 125H52L51 126V128H49L50 127ZM97 125V129H96V127L95 126ZM100 125H101V128L104 130L105 129V131H103L102 129H100ZM108 125V126H107ZM125 125V126H124ZM130 125V126H129ZM242 125H243V127H242ZM20 126V127H19ZM23 126V127H22ZM32 126V127H31ZM83 126V129L81 128V127ZM90 126H92V127H90ZM108 127V128H106V127ZM2 127V128H1ZM20 129H18V128ZM24 127H26V128H24ZM39 127V128H38ZM55 127V128H54ZM75 127H80V129H79V131H77L76 133H75V131L76 130H78V128H75ZM85 127H86V129H85ZM95 128V129H90V128ZM114 127V128H113ZM120 127V128H119ZM128 127H131L130 129V131H129V128ZM235 127V128H234ZM22 128V129H21ZM32 128H33V130H32ZM36 128V130H34ZM42 128H44L45 130H46V132L44 131V129H42ZM50 130H49V129ZM52 128H54V129H52ZM59 128V127H58ZM89 130H88V129ZM98 128L100 129V130H98ZM122 128V129H121ZM127 128V130H125ZM248 128H249V130H248ZM39 129V130H38ZM47 129L49 130V131H47ZM76 129V130H75ZM110 129V130H109ZM114 129H116L117 130V132H116V136H114V132H113V130ZM119 129V130H118ZM18 130L20 131V133H17L18 132ZM29 130H31V133L30 132H27V131H29ZM81 130V131H80ZM84 130L87 132H84ZM98 130V131H97ZM105 133V135L103 134V132ZM107 130H109V131H107ZM121 130H123V131H121ZM132 130L134 131V133L135 132H138V133H135L136 135H134V133L132 134L131 132H132ZM248 130V131H247ZM24 131V132H23ZM36 131V132H35ZM38 131V132H37ZM44 131V132H43ZM84 133H83V132ZM95 133H94V132ZM100 131V132H99ZM126 131V132H125ZM127 131H129V132H127ZM245 131H247V135H246V132ZM57 132V133H56ZM82 132V133H81ZM91 134H90V133ZM120 132V133H119ZM238 132V133H237ZM243 132L245 133L244 135H242L243 134ZM22 133V134H21ZM27 133H29V134H31V136L29 135V134H27ZM41 133H42V135H41ZM50 133V134H49ZM55 133V134H54ZM79 133V134H78ZM98 133H100L101 135H99ZM123 133H127V135H123ZM130 133V134H129ZM251 133V134H250ZM13 134H16V135H14V136H16V138H15V140H17V142L18 143H16V141L14 140V137H13ZM25 134V135H24ZM26 134H27V136H26ZM33 134H35V136L33 137L32 135ZM38 134H39V136H38ZM52 134V135H51ZM54 134V135H53ZM60 134V135H59ZM62 134V135H61ZM77 134L78 135H80L81 136V138H80V136H79V138H78V136H77ZM82 134H83V136L86 134V136L85 137H83L82 138ZM88 134V135H87ZM95 136H94V135ZM96 134H98V139L100 140L99 141V143H98V139L96 138L97 137V135ZM107 134V135H106ZM111 134V135H110ZM118 134V135H117ZM141 134V135H140ZM66 135V136H65ZM94 137H93V136ZM109 135V136H108ZM113 135V136H112ZM130 135V136H129ZM133 135V136H132ZM140 135V136H139ZM12 136V137H11ZM21 136V137H20ZM30 137V139H29V137ZM36 136L38 137V139L36 138ZM46 136V137H45ZM49 136V137H48ZM50 136H53L52 138L50 137ZM100 136L101 137H103V138H100ZM117 136L118 137H121L122 139H124V140H122L123 142L121 143V145L118 143V142H116V138H117ZM128 136V137H127ZM133 138H132V137ZM134 136H135V138H134ZM247 136H249V137H247ZM9 137L10 138H12L11 139V142H12V145H11V142H10V139H9ZM24 137V138H23ZM55 137V138H54ZM91 137V138H90ZM107 137V138H106ZM113 137H115V138H113ZM124 137V138H123ZM136 137H140V138H138V140H137V138ZM26 138V139H25ZM27 138H28V140H29V145H28V141H27ZM34 138V139H33ZM42 138V139H41ZM50 138H51V140H50ZM64 138V139H63ZM72 138V139H71ZM88 138V139H87ZM93 138V139H92ZM95 138V139H94ZM127 138H132L131 139V141H130V143H128L129 141H128V139ZM248 138V139H247ZM9 141H8V140ZM22 139H24V140H22ZM32 139V140H31ZM36 139V140H35ZM40 139V140H39ZM74 139V140H73ZM83 139V140H82ZM88 141H87V140ZM91 139V140H90ZM111 139V140H110ZM127 140V142H126V140ZM133 139H135V140H133ZM3 140H5L6 141V143H5V141H3ZM14 140V141H13ZM44 140V141H43ZM56 141V143H55V141ZM65 142H64V141ZM75 140H79V141H75ZM84 140H86L85 142H88V143H85L84 142ZM93 140H95V141H93ZM103 140V141H102ZM106 140V141H105ZM113 140H114V142H113ZM137 140V142H135ZM39 143H37V142ZM66 141H67V143H66ZM73 141V142H72ZM90 141V142H89ZM93 141V142H92ZM109 141L112 143H109ZM133 141V142H132ZM140 141V142H139ZM224 141V140H223ZM7 142H10L9 144H7ZM15 142V143H14ZM22 142V143H21ZM46 142V143H45ZM47 142H48V145H47ZM53 142V143H52ZM61 142H64V143H61ZM69 142H70V145H69V147H70V151H71V153H69L68 155H71V157L70 156H68V157H70V158H67V160H64V158L63 157H61V153L59 152L60 151V149L59 150H57V145H55V144H63V145H65V144H69ZM75 142V144H74V146H73V143ZM79 142V143H78ZM80 142H82L83 144H80ZM95 142V143H94ZM105 144H104V143ZM126 144H125V143ZM31 143H33V144H31ZM40 143H41V146H39L38 147V145H40ZM84 143L86 144V145H84ZM90 143H91V145H90ZM95 144V146H93V144ZM107 143V144H106ZM116 143V144H115ZM137 143V144H136ZM16 144V145H15ZM18 144V145H17ZM20 144V145H19ZM24 144H26L25 146H24ZM35 144V145H34ZM43 144H45V145H43ZM51 144V145H50ZM55 146H54V145ZM60 144V145H61ZM98 146H97V145ZM102 144V145H101ZM110 144V145H109ZM123 144V145H122ZM130 144V145H129ZM133 144V145H132ZM139 144V145H138ZM8 145L10 146V148H11V146H13L11 149L8 147ZM35 147H34V146ZM82 145V146H81ZM87 145H89V147L87 148ZM99 145H101L100 147H99ZM104 145H106V146H104ZM109 145V146H108ZM112 145V146H111ZM125 145H126V147H125ZM128 145V146H127ZM136 145H137V147H136ZM14 146H16L15 148H14ZM23 146V147H22ZM30 146V147H29ZM54 146V147H53ZM72 146V147H71ZM76 146V147H75ZM103 146H104V148H105V150L104 149H102L103 148ZM133 146V147H132ZM216 146V145H215ZM17 147H18V149H17ZM26 147H27V149H28V151H27V149H26ZM30 149H29V148ZM45 147V148H44ZM51 147H53V148H51ZM74 147V148H73ZM84 147H86V148H84ZM99 147V148H98ZM102 147V148H101ZM113 147V148H112ZM117 147V148H116ZM217 147V146H216ZM23 148V149H22ZM40 148V149H39ZM50 148H51V151H50ZM55 148H56V150H55ZM76 148V149H75ZM101 148V149H100ZM142 148V149H141ZM215 148V147H214ZM9 149V150H8ZM38 149V150H37ZM49 149V150H48ZM74 149V151H76L75 153H74V151H72ZM81 149H84L83 151L81 150ZM95 149V150H94ZM97 149V150H96ZM104 150V151H106L107 150V152L105 153L104 151L102 152V151H100V150ZM131 149V150H130ZM136 149V150H135ZM13 151V153L15 154V156H14V154L13 153H11V151ZM20 150L23 152H21V153H19L20 152ZM26 152H25V151ZM35 150H37V151H35ZM41 152H40V151ZM45 150V151H44ZM52 150H54V151H52ZM81 150V151H80ZM94 150V152H92ZM111 150V151H110ZM113 150V151H112ZM143 150V152H141ZM167 150V151H166ZM228 150H229V148H228ZM226 151V149L225 150H222V149H220V148H215V155L213 154V157H212V155H211V157L209 156V158H206V157H203L202 155V157H200L199 159L201 160V161H203L204 159H205V161L208 163V162H211L213 159L212 158H215V156L217 157V159L218 158H221V156L223 157V156H225L227 153H231V152H229V151ZM6 151V152H5ZM9 153H8V152ZM30 151L32 152V153H30ZM49 151H50V153H49ZM96 151H99L98 153L96 152ZM109 151V152H108ZM127 153H126V152ZM162 151V153H160ZM221 151L223 152V153H221ZM15 152H18V153H15ZM25 152V153H24ZM39 152V153H38ZM77 152H79V153H77ZM86 152V153H85ZM92 152V153H91ZM103 154H102V153ZM116 152H118V153H116ZM140 152V153H139ZM168 152V153H167ZM218 152V153H217ZM219 152H220V154H219ZM28 153V154H27ZM30 153V154H29ZM37 153H38V155H37ZM46 153V154H45ZM47 153H48V155H47ZM57 155H56V154ZM74 153V154H73ZM93 153H95V155L97 154V156H95V158L93 157L94 156V154ZM111 153V154H110ZM114 153H116V155L114 154ZM145 153V154H144ZM164 153H165V155H164ZM214 153V152H213ZM6 154V155H5ZM13 154V155H12ZM17 154V155H16ZM22 154H24V155H22ZM26 154V155H25ZM40 154V155H39ZM45 154V155H44ZM51 154H53V156H51L50 157V155ZM79 154V155H78ZM89 154V155H88ZM93 154V155H92ZM108 154V155H107ZM114 154V155H113ZM130 154V155H129ZM149 154H151V155H149ZM159 154H161V155H159ZM168 156H167V155ZM212 154V153H211ZM11 155V156H10ZM27 155H31L30 157L29 156H27ZM44 155V156H43ZM81 155V156H80ZM84 155V156H83ZM85 155H86V159L84 158L85 157ZM98 155L100 156V157H98ZM104 155H105V157H104ZM113 155V156H112ZM132 155V156H131ZM159 155V156H158ZM164 157H163V156ZM13 156V157H12ZM25 156H26V158L27 157H29V159L27 158H25ZM56 156H58V157H56ZM59 156H60V159H59ZM73 156V157H72ZM77 156H78V158H77ZM92 157V159L93 160H95L94 162H92V160H90L91 159V157ZM113 157L112 159L110 158V157ZM114 156H116V160H114ZM125 156V157H124ZM130 156V157H129ZM151 156H153L154 158H151ZM155 156H157V158L158 157H160L159 159H157ZM11 157V158H10ZM75 157V158H74ZM88 157H90V159L88 158ZM98 157V158H97ZM102 157V158H101ZM123 157V159L121 160V161H117V159H120V158H122ZM128 157H129V159H128ZM147 157H150V158H147ZM166 157V158H165ZM169 157V158H168ZM7 158V159H6ZM23 158H25V159H23ZM35 159L34 161H33V159ZM36 158H38V160L36 159ZM83 158V159H82ZM99 158H101V159H99ZM107 159V161L106 160H103V163L101 164V162H102V159ZM109 158V159H108ZM133 158V157H132ZM131 158V159H132ZM183 158V157H182ZM181 158V160H183ZM185 159L187 158V156L186 157H184ZM32 159V160H31ZM72 159H74L73 160V162H72ZM80 159L82 160V161H80ZM84 159H85V161H84ZM87 159H88V161L90 160V163L89 162H87ZM111 159V160H110ZM162 159H163V161L165 162H160V161H162ZM197 160V163L198 162H201L200 160ZM210 159V160H209ZM216 158H215V160H217ZM5 160L6 162H4L3 163V161ZM25 162H24V161ZM30 160H31V162H30ZM54 160V161H53ZM64 160V161H63ZM69 160H70V162H69ZM97 160H98V162H97ZM113 161L114 160V162H112L111 164H110V162H108V161ZM157 160H158V162H157ZM194 160H195V163H194ZM2 161V162H1ZM58 161V162H57ZM59 161L61 162V163H59ZM85 162L84 164L83 163H81V162ZM148 161V162H147ZM167 161H168V163L171 165V166H169V164L167 165V166H169L168 168H164V166L162 167V165L163 164H167ZM204 161V162H205ZM21 162V163H20ZM22 162H24L26 165H22ZM30 162V163H29ZM37 162H39V164L37 163ZM64 162H66V163H64ZM69 162V163H68ZM72 162V163H71ZM78 162V163H77ZM108 162V163H107ZM157 164H159L161 167H162V169H164V170H162V169H158V168H161L159 165H157L156 166V163ZM18 163H19V165H18ZM23 163V164H24ZM34 163H36L35 165L32 164ZM67 163H68V165H67ZM71 163V164H70ZM76 163V165H78L79 164V168L80 169H77L76 170V168H77V166L75 165V167H74V164ZM87 163V165H85ZM98 163H100L99 165H98ZM118 163V164H117ZM154 163V164H153ZM161 163H163V164H161ZM183 163H185V164H183ZM187 163V164H186ZM194 163V164H193ZM21 164V165H20ZM28 164V165H27ZM64 164V165H63ZM82 164H83V166L84 167H82ZM114 164V168H112V165ZM178 164H179V166H178ZM183 164V165H182ZM18 165V166H17ZM62 165L64 166V167H62ZM65 165H67V166H65ZM90 165V166H89ZM97 165V166H96ZM107 165H106V167H107ZM115 165H117V166H115ZM145 165V166H144ZM153 165V166H152ZM185 165V166H184ZM186 165H187V167H186ZM193 165V166H192ZM12 166H17V167H12ZM20 166H22V167H20ZM32 166V167H31ZM34 166H35V168H34ZM38 166H39V168H38ZM51 166V167H52ZM148 166V167H147ZM151 168H150V167ZM155 166L156 167H158V168H155ZM166 166V167H167ZM190 166V167H189ZM24 167H26L25 168V170H24ZM31 167V168H30ZM43 167V168H42ZM82 167V168H81ZM88 167V168H87ZM92 167H94V169H92ZM101 167V168H100ZM117 167V168H118ZM155 168V170H154V168ZM186 168V170H185V168ZM14 168V169H13ZM15 168H17V170L15 171ZM19 168H21V171H20V169ZM22 168H23V170L24 171H26L25 172V174H23V170H22ZM72 168H74V169H72ZM95 168H99L98 170L96 169V171H95ZM116 168V169H117ZM148 168H150L149 169V171H148ZM153 168V169H152ZM175 169V170H173V169ZM182 168H183V170H182ZM243 168L244 167H237L236 168V170H238V169H240V170H243ZM7 169V170H6ZM27 169V170H26ZM30 169V170H29ZM73 171H72V170ZM81 169H83V171L81 170ZM87 169H89V171H88V176L90 177V179L88 178V176H85V174L87 175V171L86 170ZM92 169V170H91ZM141 169V170H140ZM147 169V170H146ZM166 169L168 170V169H171L170 171H171V173L169 174V170L167 171L168 172V174H167V172H166ZM5 170V171H4ZM11 170V171H10ZM22 172V176L20 175V172ZM144 170V171H143ZM154 170V171H153ZM162 170V171H161ZM180 170H182V172L180 171ZM189 170V171H188ZM8 171V172H7ZM14 173V172H16V173H18V174H16V173H14L15 175H13V174H11V175H7L6 173ZM12 171H14V172H12ZM18 171V172H17ZM93 171H94V173H93ZM100 171V173H97V172H99ZM104 172H105V169L103 170ZM146 171H148V172H150L151 173V171H152V173L150 174V173H148V172H146ZM160 171V172H159ZM163 171H165V172H163ZM185 171V172H184ZM41 172V173H40ZM74 172H76V173H74ZM78 172H81V175L78 173ZM84 173V175H83V173ZM157 174V172H159L158 174H157V176L159 177V180H157L158 179V177L157 176H155V174ZM163 172V173H162ZM174 172H176L175 174L178 176V174H180L178 177L177 176H173L174 174ZM4 173H5V175H4ZM26 173H27V175H26ZM72 173H73V176H71L72 175ZM77 173H78V175H77ZM92 175H91V174ZM97 173V174H96ZM142 173H141V175H142ZM148 173V174H147ZM150 174V175H149ZM165 174H166V176H165ZM172 174V175H171ZM182 174V175H181ZM184 174V175H183ZM191 174V175H190ZM18 175V176H17ZM26 176L27 177V179H24V176ZM70 177H69V176ZM74 175H77L76 177L74 176ZM81 176V179H80V176ZM93 175H95V176H93ZM163 175V176H162ZM7 176V177H6ZM8 176H10V178L8 177ZM11 176H15V178H14V180H13V178L11 177ZM17 176V177H16ZM41 176V175H40ZM162 176V177H161ZM167 176L172 180V183H171V181H170V179L168 178V179H166L167 178ZM171 176H173L172 178L174 179H172L171 178ZM192 176V177H191ZM23 178L22 179V181H21V179L20 178ZM25 177V178H26ZM76 178L77 180H75V179H73L72 180V178ZM83 177H86V178H83ZM163 177H166V178H163ZM180 177V178H179ZM184 177V178H183ZM186 177V178H185ZM188 177H189V179H188ZM191 177V178H190ZM5 178H8V179H5ZM12 178V179H11ZM19 178V179H18ZM79 178V179H78ZM91 178H92V180H91ZM136 178V179H135ZM152 178H153V180H152ZM179 180H178V179ZM183 178V179H182ZM83 179V180H82ZM140 179H141V181H140ZM165 181H164V180ZM185 179V183H183V181H181V180H184ZM194 179V180H193ZM9 180V181H8ZM27 180V181H26ZM64 180L66 181V182H64ZM89 181V182H87V181ZM91 180V181H90ZM156 180V181H155ZM163 180V181H162ZM169 182H168V181ZM175 180H177V181H175ZM189 180V181H188ZM191 180H193V181H191ZM13 181H14V183H13ZM15 181H19V184H18V182H16L15 183ZM21 181V182H20ZM69 181V182H68ZM72 183H74V184H71V182ZM77 181V182H76ZM80 181H82L83 183H87L86 185L84 184V186H82L83 185V183L82 182H80ZM84 181H86V182H84ZM133 181V182H132ZM162 181V182H161ZM176 183H175V182ZM180 181V182H179ZM186 181H188L187 182V185H186ZM25 182V183H24ZM26 182H27V184H26ZM44 182V179L42 180V183ZM145 182V183H144ZM161 182V183H160ZM163 182H165L166 183V185H165V187H163L164 186V183ZM174 182V183H173ZM11 183H13V184H11ZM22 183V184H21ZM68 183V184H67ZM148 183V184H147ZM150 183V184H149ZM152 183V184H151ZM155 185H154V184ZM160 183V184H159ZM188 183H189V185H188ZM190 183H192V184H190ZM14 184H15V187H14ZM23 184H26L24 187H23ZM71 184V185H70ZM82 184V185H81ZM158 186H157V185ZM167 184H170V186L169 185H167ZM181 185V184H184V185H181L182 186V188H181V186L179 187L180 188V190L179 191H181V189H183L182 191H181V193L178 191V193H180L179 195H181V196H179V198H177L178 197V193H176V196L175 197H170V195L172 194V193H170V192H172V187H174V185ZM17 185V186H16ZM68 185H70V187L73 185L74 186V188H67V186ZM76 185V186H75ZM143 185V186H142ZM147 186L146 187V189H145V186ZM149 185V186H148ZM150 185H153V186H150ZM161 185H162V187L163 188H165V189H167L168 187H170V188H168L167 190H164L163 188V190L162 189H159V187H161ZM192 185H194V186H192ZM198 185V186H197ZM4 186V185H3ZM20 186V187H19ZM80 187V188H77V187ZM82 186V187H81ZM129 186H127V187H129ZM141 186V187H140ZM168 186V187H167ZM188 187L187 188V190H186V188H184V187ZM27 187H28V189H27ZM76 187V188H75ZM83 187H85V189L83 188ZM140 187V188H139ZM150 187V188H149ZM152 187V188H151ZM154 187V188H153ZM157 187V188H156ZM197 187H198V189H197ZM226 188L225 189H227V187L229 188V189H231L230 187V185L229 186H225ZM13 188H11L10 190H12ZM21 188V189H20ZM32 188V189H31ZM82 188V189H81ZM148 188V189H147ZM193 188V189H192ZM27 189V190H26ZM70 189V190H69ZM77 189H79V191L77 190ZM84 189V190H83ZM88 189V188H87ZM153 189H154V192H153ZM156 189V190H155ZM159 189V190H158ZM185 189V190H184ZM197 190V192H196V190ZM200 189V190H199ZM204 191H203V190ZM74 190V191H73ZM77 190V191H76ZM81 190H82V192H81ZM151 190V191H150ZM192 190H193V192H192ZM221 190V189H220ZM13 191H14V189H13ZM12 191V192H13ZM23 193H22V192ZM147 191H148V193H147ZM158 192V194L157 193H155V192ZM162 191L163 192V194L164 195H162V192H161V194H159L160 192ZM168 191V192H167ZM183 191H186V192H189L190 193V195H188L189 193H183ZM191 191V192H190ZM27 192V193H26ZM29 192V193H28ZM72 192V193H71ZM73 192H75V194L73 193ZM81 192V193H80ZM140 192V193H139ZM150 192V193H149ZM166 192L168 193V195H169V197H168V195L166 194ZM206 194H205V193ZM217 192H219V191H217ZM19 193V195H17ZM54 193V194H53ZM78 195H77V194ZM119 193V192H118ZM118 193H115V194H112L113 196H111L110 194H106L104 197H103V199L105 200V199H112L111 197H115L116 195H118ZM138 195H137V194ZM153 194V196H152V194ZM182 193H183V195H182ZM193 193V194H192ZM24 194V195H23ZM48 194V193H47ZM45 195L46 196V198H49V197H51V198H49V199H52V196H50L49 194L48 195ZM139 194H141V195H139ZM187 196V197H185V195ZM199 194V193H198ZM26 195V196H25ZM67 195V196H66ZM158 195V196H157ZM206 195V196H205ZM211 195V196H210ZM13 196V197H12ZM17 196H19V197H17ZM29 196V197H28ZM48 196V197H47ZM76 196H77V198H76ZM142 196V197H141ZM149 196V197H148ZM161 196V197H160ZM184 196V197H183ZM17 197V198H16ZM79 197V198H78ZM81 197V198H80ZM106 197V198H105ZM110 197V198H109ZM137 197V198H136ZM156 197V198H155ZM160 197V198H159ZM164 197H165V199H164ZM181 197V198H180ZM184 199H183V198ZM6 198V199H5ZM19 198V199H18ZM63 198V199H62ZM140 198V199H139ZM158 198V199H157ZM161 198H162V200H161ZM170 198V199H169ZM175 198H177L176 200H175ZM18 199V200H17ZM21 199H23V203H22V200ZM48 199V200H49ZM54 199V198H53ZM66 199V200H65ZM79 201H78V200ZM102 199V197L100 198V200H103ZM139 199V200H138ZM144 199V200H143ZM160 199V200H159ZM164 199V200H163ZM7 200L10 202H7ZM12 200V201H11ZM47 200V199H46ZM62 200H63V203H62ZM103 200V201H104ZM127 200V199H126ZM157 200V201H156ZM166 200H168V201H166ZM179 200V201H178ZM79 203H78V202ZM133 201V202H132ZM135 201V202H134ZM158 201H160V202H158ZM164 201V202H163ZM75 202H77V203H75ZM168 204H167V203ZM170 202V203H171ZM175 202H174V204H175ZM179 202V203H180ZM5 203V204H4ZM6 203H8V204H6ZM20 203H21V205H23V206H20ZM66 203H68V205L66 204ZM74 203V204H73ZM107 203V204H106ZM133 203H134V205H133ZM140 205H139V204ZM152 203V204H151ZM158 203H159V205H158ZM173 203V202H172ZM171 203V205L173 206V204ZM62 204H63V206H62ZM97 204V203H96ZM108 205V202H106L105 201V203L103 202L102 203V206L103 205ZM142 204H145V205H142ZM167 204V205H166ZM8 205H9V207H8ZM58 205H60V206H58ZM65 205V206H64ZM67 205V206H66ZM69 205H70V208H69ZM98 205V204H97ZM132 205H133V207H132ZM138 205V206H137ZM148 205V206H147ZM162 205V206H161ZM169 206V208H168V210L172 207V206ZM6 206V207H5ZM24 206H25V208H24ZM105 206V207H106ZM165 206V207H164ZM260 206V205H259ZM262 206V205H261ZM261 206L260 207H258V205L257 206H255V208H253L254 209V212L252 211L253 209L251 208V209H245L244 210V212H243V210L242 209H239V211L237 212L238 214H244L245 213V211L247 210L248 211V214H253V213H259V214H261L260 212L264 209L263 208V206H262V208H261ZM53 207H55L56 209H54ZM62 207H64V209H65V212H64V209H61ZM66 207V208H65ZM104 207V206H103ZM156 207V208H155ZM5 208H7L6 210H7V212H6V210H5ZM9 208H10V210H9ZM53 208V209H52ZM161 208V209H160ZM257 208H261L260 210L259 209H257ZM59 209H57L58 211H59ZM154 209H155V211H154ZM17 210V211H18ZM70 210V211H69ZM71 210H73V211H71ZM147 210V211H146ZM160 210V211H159ZM249 210H251L252 212L251 213H249L250 211ZM258 210V211H257ZM63 211V212H62ZM246 211V212H247ZM256 211V212H255ZM264 211V210H263ZM6 212V213H5ZM69 212V213H68ZM132 212V213H131ZM142 212H144V213H142ZM146 212V213H145ZM151 212V213H150ZM156 212V213H155ZM160 212V213H159ZM4 213V214H3ZM7 213H8V215L9 216H7ZM9 213H11V214H9ZM63 213V214H62ZM64 213H65V215H64ZM70 213V214H71ZM158 213V214H157ZM263 214H264V212H262ZM131 214V215H130ZM151 214V215H150ZM160 214V215H159ZM4 215H6V216H4ZM67 215V216H66ZM208 215V214H207ZM163 216V217H162ZM3 217H5V218H3ZM150 217H151V219H150ZM204 217V218H203ZM202 217V219L200 220V219H196V220H194L193 221V223L195 222V224H197L198 225V222H199V220H200V222L202 223V222H204L205 221V216H203ZM56 219H57V217H55ZM64 218V219H63ZM65 219L66 220V222L67 223H64L65 225H64V228H68V227H70V226H72V225H74L73 223V220L71 219ZM135 218H136V222L137 223H135ZM163 218V219H162ZM138 219L139 220H141V222L140 221H138ZM195 219V218H194ZM149 220V221H148ZM155 220V221H154ZM193 220V219H192ZM153 221V222H152ZM162 221V222H161ZM68 222H69V224H71L70 226H69V224H68ZM138 222H140V224L138 223ZM197 222V223H196ZM142 223V224H141ZM192 223V221L190 220V222H189V224L187 223V226H191V224L192 225H195V224H193ZM155 224V225H154ZM200 224V223H199ZM147 228H146V227ZM152 226V227H153ZM159 226V227H160ZM186 226V224H184L183 225V227L181 226V228L183 229L184 227ZM187 226H186V229L184 230V232H182L183 230L180 228V231L178 230V233H177V231H176V233L178 234V235H180V237H181V234H183V233H188V231H187V229L190 227H188L187 228ZM23 227V226H22ZM17 228H19V231H18V229L16 230L15 229V231H14V235H15V237H14V235L12 234V236L10 235L9 237H7V239H6V237H4L5 235H3L2 236V239H3V237H4V242L2 241V240H0V242H3V244H2V247H0V264L1 263H3V261H4V263L5 264H7L8 263V261H6V260H8V258L11 260H9V262H11L12 263V261H14V259L16 260L17 258H18V255H19V257L21 256V255H23V253L22 252H24L23 251V249H21L22 247H16L17 249H15V244L13 243V242H15V240H16V246H17V244H18V241H19V244H21L22 242H23V240H22V238H24V236H25V234H23V233H25V230H24V228H21V226L20 227H18L17 226ZM22 230H21V229ZM70 228H72V227H70ZM121 229H123V228H121ZM121 229H119L120 231H121ZM141 229V228H140ZM24 230V231H23ZM118 230V233H116V237L115 238H118V239H120V238H122L121 240H119V242H121V243H123V241H124V244H123V250L125 249V247H126V250H124L123 252V258L121 257V258H118V259H120V260H118L117 259V256L115 255L114 256V252H112L111 250H110V248H109V245H110V243H111V241H107V244H109L108 246L106 245V242H104L103 244H100V245H102L101 247H102V249L104 250V251H102V249L101 250H99V255L98 254H96L97 255V257L98 258H101V259H98L97 257H94V253H95V250L93 251V249H87V248H85V247H82L83 246V244H82V240H80L81 242V244L79 243V238H82V236L81 235H76V237H75V239L77 238V236H79V238H77L76 240H77V242L78 243H75V242H72V246L74 247L73 249H72V253H74L75 254V252L76 253H78L79 252V256L82 258V256H83V261H84V264H86V263H89L90 264V262H91V264H94L93 262H94V259L96 260L95 261V263L99 260H101L100 262H97L98 264H119L120 263V261H122V263L121 264H123L124 263V261H125V263L124 264H127L128 262H129V259H131V262L133 261V263H130V264H136V261L135 260H133V255H132V257H131V255L130 254H133L132 252H131V250H130V248H128V246L131 244V238H129L128 237V234L126 235V233H124L125 231L124 230H122L121 232H123L124 233V235L122 234V233H120V231ZM23 231V232H22ZM47 231V228L45 229V232ZM18 232V233H17ZM22 232V233H21ZM180 232H182L181 234H180ZM39 233H41V232H39ZM119 233H120V236H119ZM185 233V234H186ZM20 234H22L21 236H19ZM46 234V233H45ZM79 234V233H78ZM81 234V233H80ZM117 234H118V237H117ZM185 234L182 236V237H186L188 234L190 235V233H188L186 236H185ZM16 235H18V236H16ZM44 235V234H43ZM121 235H122V237H121ZM126 235V236H125ZM178 235H176L175 234V232L173 233V237H172V239H177L178 240ZM198 236V235H197ZM20 237H21V239H20ZM120 237V238H119ZM179 237V238H180ZM181 237V238H182ZM12 238H14V240L12 241ZM54 238L56 239V240H53L54 242H56L57 241V243H54L53 242V244L54 245H52L50 248H52V247H54V246H56V248H58V251H57V249H55V248H52V249H50L49 247H46V246H48V245H44V247H45V249H43L44 247L43 246H41L40 247V249L44 252V256H43V259L41 258V259H39V261L40 262H45L46 264H49L50 262H46V260H48L49 258H50V256L52 255V258H54L53 257V254H55V252L57 253V252H59L60 250H61V248H63V246H62V242H59L58 241V238H57V233L54 235ZM54 238H52V239H54ZM123 238L125 239V240H123ZM130 240H129V239ZM180 238V239H181ZM190 238V237H189ZM191 238L193 239V242L191 241V242H189L190 240H191ZM189 240H185V244L183 243H181V244H178V245H175L177 248H179L180 246H183V245H188L189 243H194V240L195 241H198V240H196L197 239V237H191ZM10 239V240H9ZM17 239H18V241H17ZM179 239V240H180ZM188 239V238H187ZM5 240H6V242H5ZM128 240V241H127ZM9 241V242H8ZM12 243V245H11V243ZM43 241L41 240V242H36L37 243V245H39V244H41ZM128 242H130L129 244H128ZM188 242V243H187ZM6 243V244H5ZM9 243V245H7ZM1 244H0V246H1ZM43 244H47V243H45V242H43L41 245H43ZM50 244H51V242H50ZM78 244H79V246H78ZM128 245V246H126V245ZM22 245V244H21ZM76 245V246H75ZM99 245V246H100ZM104 245H106L105 247H107L106 248V251H105V248H103V246ZM3 246H8V247H10L9 248V250L7 249V247L5 248V247H3ZM58 246V247H57ZM72 246H70V245H68V246H65L64 248H65V250L64 251H66V252H68L69 251V249H71L72 248ZM78 246V247H77ZM47 248H49V249H47ZM78 248V249H77ZM3 249V250H2ZM5 249V250H4ZM6 249L8 250V252L9 253H7V251H6ZM46 249L47 250H49V252H46ZM55 249V251H53L52 252V250H54ZM79 249H80V251H81V249H82V252H85V253H81L80 251H79ZM168 249H171V247L170 248H168ZM168 249L167 250H165V251H163V254L162 253H160V255L161 256H163L164 257V259H165V255H164V252H167L168 251ZM172 249H175L174 248V246L172 247ZM14 250V251H13ZM15 250H17V252L15 251ZM20 250H22V251H20ZM68 250V251H67ZM84 250V251H83ZM109 250V251H108ZM128 250V251H127ZM6 251V252H5ZM91 251H93V253H91V255H90V253L89 252ZM102 251V252H101ZM126 251V252H125ZM263 251H264V248H263ZM4 252L6 253V254H4ZM14 252H16V255H17V257H16V255H15V253ZM21 253V254H19V253ZM53 254H52V253ZM88 252V253H87ZM104 252H106V253H104ZM145 251L144 250H142L141 251V254L142 253H144ZM11 253H12V256H14V257H12L11 256ZM47 253H49V254H47ZM71 253V252H70ZM81 253V254H80ZM87 253V254H86ZM127 253V255H128V261H127V259L125 258L127 255H125ZM130 253V254H129ZM4 254V256H8V258L7 257H4V256H2ZM14 254V255H13ZM47 254V255H46ZM51 254V255H50ZM101 254V255H100ZM110 255V258H109V255ZM159 254V253H158ZM157 254V255H158ZM210 253H205V254H202L200 257L202 258V259H204L203 261H205V263L200 259H198V261L202 264V262H203V264H206V262L207 261H209L208 262V264H211V262L213 261V259H214V257H215V261H213V263L212 264H224V261H222L223 263H221V259L222 260H224V259H226V258H220V255L218 256V255H216V254H213V253H211L210 255H209ZM46 255V256H45ZM50 255V256H49ZM69 255V254H68ZM82 255V256H81ZM87 255V256H86ZM89 255H90V257L91 258H93V259H91V258H89V262H87L88 261V258H86V257H89ZM93 255V256H92ZM106 256V258L104 257V256ZM113 255V257H115V262L116 263H114V259L113 258H111V256ZM129 255H130V258H129ZM206 255H208V256H206ZM214 255V256H213ZM125 256V257H124ZM137 256V255H136ZM159 256V255H158ZM157 256V257H158ZM208 259V260H206V258ZM210 256H211V258H210ZM213 256V257H212ZM10 257H12V258H10ZM49 257V258H48ZM209 257V258H208ZM3 258L5 259V260H3ZM46 258V259H45ZM71 260H70V259ZM125 258V260H123ZM217 258H218V261H219V263L216 261L217 260ZM13 259V260H12ZM45 259V260H44ZM64 259V258H63ZM67 259H69V260H67ZM67 259H64V260H62V261H64L65 263L67 262V264L69 263V262H71L72 261V258L70 257V255H69V257L67 258ZM86 259H87V261H86ZM91 259V260H90ZM98 259V260H97ZM108 259V260H107ZM111 259V260H110ZM164 259L162 258L161 260H163L164 261ZM3 260V261H2ZM44 260V261H43ZM104 260V261H103ZM107 260V261H106ZM109 260H110V262H109ZM160 260V261H161ZM38 260L35 262V261H33V262H26L25 264H30V263H32V264H42V263H40ZM48 261H51L52 262V259H49ZM126 261H127V263H126ZM159 261V262H160ZM163 261H161V262H163ZM187 261H190V260H188V259H186V260H184V261H179L178 263L176 262L175 264H181L180 262H182V264H190L189 262H187ZM160 262V263H161ZM96 263V264H97ZM159 263V264H160ZM8 264H10V263H8ZM51 264V263H50ZM161 264H163V263H161ZM225 264H227V262L225 261Z\"/></svg>",
  "mask_w": 264,
  "mask_h": 264
}]
</instances>
